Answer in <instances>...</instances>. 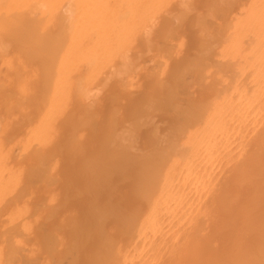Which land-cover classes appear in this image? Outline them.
<instances>
[{"label": "bare ground", "instance_id": "1", "mask_svg": "<svg viewBox=\"0 0 264 264\" xmlns=\"http://www.w3.org/2000/svg\"><path fill=\"white\" fill-rule=\"evenodd\" d=\"M168 1H170V0H0V56H2V57H0V59H5V58L8 59L9 56L11 58V54L9 52L8 53L10 55L8 54L9 56L8 55L5 56V54H7L6 50H10V48H12L11 50L13 52L14 51L18 52V50L20 48L22 50H19L20 54L17 57V59L20 58L21 55L23 56V55L27 54L25 56L26 57L28 56L32 60L31 59L30 60L27 59L28 57L27 58L24 57V58H25V60L27 59V61H29V62L32 61L31 63L28 62L30 65L31 64L32 65L35 64L36 61H37V63H40L41 61L44 60L46 62L45 63L43 61L44 64H46V66H49V65H47L48 61H46V59L52 61V62H50L51 63V65L49 66L50 69H48L47 67H43V66H45L43 63H42V66H40V68L34 69V71L35 70H40L41 71L43 69L45 72L48 69L49 71L47 70V72H51V74L50 73H45L47 75V76L45 75V78L49 77V75H50V78L49 79L47 78L48 79V83L47 82L45 83V81L44 82L42 81V80H47V79H44V77L41 80L43 82V84L44 83H45V85L47 84L46 87H41L42 91L43 92H44V90L46 91V88H47V91H46V93H44V95L46 94L45 96H43V92L41 91L42 92L41 96H42V98L43 97L44 98H43V100L40 103V106L38 108V112L36 111L37 115L34 114L36 117L34 116L33 119L31 118V120H30V118H28V117H30V115H29L30 112L28 113V111H30V110H28L30 107H28V109L26 108L28 111L26 110L25 113H24V109H25V106L27 105V103H25L26 105L25 104L22 105L26 101L30 104V101H29L30 100L29 99L30 96H28L29 98L25 99L26 101L23 99L25 97V95H27V92H28V91H26V89L28 88L27 86L31 84V83H29V84L27 83V82H29L30 78L29 79H24V80L22 79L23 75L26 74L25 69L27 70V68H29L28 64H26V62H24L26 64L25 66H27V68L25 67V69H24L25 72L24 73L19 74L21 78L20 79L17 78V79H19V81L21 80L20 82H22V80L24 81V83L23 82L22 83H18L17 82L20 85V88H18L19 90L17 89L19 91V93L20 92H22V93L26 92V94L23 93L24 97L21 98V94L22 93H20V94L17 93V90L15 91V93L12 92V91H14V89L11 91L12 92L11 94L10 93L8 94V92H10L9 89H7L8 91L5 89L7 93L3 92L4 88L2 89V87L5 84L2 85L4 81L0 80L1 81L0 84L2 85V86L0 85V90H1L0 91V96L6 95V96H2V98H5V100H6V97H7V101H8V99L10 101V102H7V101L2 99L3 102H4L3 103L4 104V110H7V112L4 111L3 113L4 114L7 113L6 114V118L7 119L5 120V118L4 119L2 118L0 120V123H2L1 121L7 122V126L9 128L11 126V128H12L13 125H11V124L14 122V119H16L18 117L13 118V121H12L11 118H10V117H13V116H10L11 113L14 114L16 112V114H17V111L19 110L18 111L19 113L16 116L20 115V117H21V114H22L21 112H23L24 117H25V114H27V113L29 115L27 117L28 121H29V124L27 126L28 128H26V132H25L24 138L20 142L16 140L17 144L15 142H13V141H15V139H14L15 137H13L14 140L11 139V138H8V140H7L5 137H3V136H7L6 132L9 133V136H10V133H11L10 131H8V129H9L8 127L7 128L5 127L7 130H5V128H3V125L6 126V123L5 124L3 123V124L0 125V127L5 130V132H3L4 130L0 129V134H1L0 138L2 137V141L0 140V203L1 204L4 201V198H6L7 195L12 193L11 191L15 187H17L16 185L18 184L19 179H20L19 178L20 177L19 176L20 175L19 174V170H20L19 167L21 166L20 163H19V167L17 168L19 170L15 169L14 166H15L16 163L14 162L13 167H11V165L13 164V160L11 162L9 158H11V155H16V154L9 153L10 151L12 152L13 149L11 148L12 150L11 149L9 150L8 148H10V146L7 147L8 145L5 146V145L2 144V142L5 141L6 144L7 143L9 144V143L12 142L13 145L15 144L16 146L18 145V142L22 143L23 145L21 144V146H23V148H20L18 150H20V151L22 150L23 153L26 152L25 149H28L27 147L31 148L32 146H35V145L38 147V149L36 147H33L34 148L33 150L36 151L35 153H37L36 154L37 156L31 157V158H33L35 160V158L40 155L38 157V159L39 158H41V159L40 160L36 159V160H38L39 163L35 160V163L37 165H39L38 168L36 169V164H34L35 167L30 165L31 168H30L29 165H28L29 168L26 165V167L28 168L27 172H29V169H30V171H32L31 169L34 167L33 168L34 172H32V173L30 172L31 175L33 174V176H30V174L27 173L26 171H25L26 173H24V171L22 172L20 170V172H22L25 175L24 176L21 173L23 178H24V180H27V181H25L26 184H29V185L25 186L24 182L21 184V181L23 180L22 176H21L22 180L20 179L21 181H20V184H18V185H23L22 188H25V190L24 189H22V190L24 192V191L30 190L29 189V188H31L30 184L31 185L32 184L33 185H35V184H43V181H46V179L48 178V176L45 173V170L47 169V165H48L47 162H49V161H46L48 159V158H46V157H48V154H45L46 153V149L42 150L43 148H46V147L41 148V146L44 145V143L46 141H47L46 143H48V141H50V144H51V140L53 139L52 137L54 136V133H55V127H53L52 124H55V126H56L57 124H59L61 122V121L58 122V120H60V117L61 118L64 117L65 113H63V112H65V111L64 110L62 111V109H64L65 106H66V103H65V101L67 102L66 99L71 98V100L69 99V102H67V105L69 106L70 104H72V102H70V101H74L75 99L79 98V97H77L78 94H79V96L81 95L83 97H84L85 94L87 95L88 92L85 93L84 90L86 88L88 89V87H90L89 84H88L89 86L87 85L86 81L82 80L83 78L80 79V77L77 76V73L79 72L78 70L80 68H82L81 65L83 64L82 65L83 67H85V65H86V71L85 72L88 71L87 72L88 74L90 73V75H91L92 72H95V73L92 74V75L95 74L93 76V78H91L90 75H87L86 78H85V76L83 74L84 80H88V83H89V80L97 79V80H94V81L98 82V79L100 80L101 79L100 77L105 75L103 73L108 71L107 70V71L103 72L102 73L103 75L101 76L100 75L101 74L100 71L104 70V69H101V68H104L103 66H106V64H107V66L111 65V67H113L112 66L113 61L114 62L117 61L119 55H120V57L122 56L121 54H119L121 52L120 50H119L120 52L118 53V49H122L124 47L122 49V51L125 49L124 52H123L124 54L122 53L123 54L122 57H124V58L121 57L119 60L120 61L124 60L125 62L127 61L126 65L128 64L127 66H129V67H126L123 61H122L123 62V64H122V62L120 63V61L118 60V64L119 65L121 64L120 65L121 67L119 65H117L116 62H115L116 64L113 63L114 66L117 65V66L120 67V68L118 67V69L116 67H113V69H115V70L117 69L116 73H118L120 70L124 69L123 70L124 74L120 75L121 74L120 72H122V71H120L118 75H120L121 77L116 76L117 74L115 72H113L115 70H113L112 68H111L112 70H110V67H108L109 68L108 72H110L109 74H111V76H112V72H113V76L111 78L114 77L115 79H117V80H115V82L117 81V84H119L120 86H122L121 84H123V83L126 84V85L123 84V86L125 85L123 88L121 87V89H123L122 90V92H123L125 87L127 86V83L124 80H120L121 82L123 81V83H120L119 79L120 78L123 79V75H125V73H127L126 71H128V73H129V70L133 69V67H134L133 64H135V68H136V66L138 67L137 63H135V62L139 61L137 59H136L137 61L136 60L134 61L131 58V56L129 55L130 52H131L130 46H128L129 49L127 50L126 47H125V46H127L126 43H130V42H128L129 38H131L130 36L131 35L134 36L135 34H137L135 32H137V30H139V29L140 30L144 29V31H146V29H147V33H148V31L151 32V30H148V28L150 29V27L154 26V27H152V29H155V27H156L155 25H157V23H159V22L156 21L157 19H154V18H157V16L155 17V15L157 14V12L161 11L160 8L163 7V5L165 7H166L167 4L171 5L170 3H167ZM172 1L173 0H171L170 2L175 4V2L177 3V1L180 2L182 0H176V1H173V2ZM186 1H187L186 3H188L189 0H186ZM213 1H212V4H213L212 7L210 5H208V6H210V7H208L209 9L213 8V6H214V10L211 9L210 11H219V10H221L222 12L219 11V13L221 12V13L226 14V15L223 14L225 16V19H226V20H224V17H223V21H225V22H227L229 24L230 21H227V19H228V16L230 17L231 15L228 14V12H229L228 10L226 11V6H223L224 4L221 1L222 6L219 9L220 4H215L214 5V3L215 2L219 3L220 1L216 0V1H214V3H213ZM233 1L235 2V0H233ZM113 2H114V4H113ZM246 2H248V4L246 6H245V4L242 5V4L238 3V4L242 5L245 8H244V10H242V9L240 10L241 13L239 15L237 14V13H239L238 12L239 10L237 11V13L235 12L237 17H234L235 19H234V21L231 24H229L230 25L229 27L226 24L227 25V29L224 28V27H226V25L223 24L222 20L221 21L219 20V23L222 22V24L224 26H221L222 24L220 25L218 23V21H217V24H219V26L216 24L217 27L216 26H214V27H216L218 31H219V27L222 30L225 29V30H223L221 32L217 31V33H219V35L217 34L218 36L214 33V31L216 29L215 28L214 29L210 28V27L213 26L212 23L213 22L216 23V21L213 20L212 23L211 22L209 23L212 26H208L209 20H208V22L206 20L207 19L206 17H208V16H209L208 18L211 19V17H213L212 15L215 16L212 19H216L217 13L212 12V14H211V13H209L210 11H208V9L207 10L204 9L205 11H208V13L205 12L204 15L203 14L200 15L201 16L200 18H199V16H197V19H198L197 22L200 23L201 20H199V19L204 17V19L203 18L202 19L205 20L206 25L204 23H202L203 20H202V22L200 24H203V26L205 25L206 27L204 26L205 27V28L203 27L204 29H202V28L199 29L200 26H202V25H200V26L198 25L199 26V28H198L199 30L198 29L196 30L197 27L195 26L196 27L195 28L196 32H198L200 30L205 31V32L200 31L199 34H198L199 36H201L200 34H202L201 39L198 37V39L201 40L200 41L201 43L197 46L198 48H201V49H199L200 51L198 50V52L199 53L202 52V55H200V54H198V56L196 55L197 58L199 57L198 59L196 57H195L196 59L194 57H192L195 60L190 58L191 59L190 61H188V62L185 61V62H187V66H186V64L184 62L185 65L182 64L183 67H178L175 70L178 73L177 78H176V75H175L176 74L175 71L173 72V73H175L174 74L175 76H173V77L176 78V80L179 79V82H182V84L179 85V84H177L178 82L173 81L174 80L173 78H172V80H171V78L170 79L168 78L169 81L171 80L170 83H168V84H171V82L173 81L174 83L176 82L175 84H177L178 87L180 86L181 88H184L186 86L185 89L188 90V91L186 90V92L189 94L190 93L189 92L190 91L189 87L192 86V88H193V86L195 84H196L195 86H197V87L200 84H206L207 83L206 80L208 81L212 77V80L211 79L210 80L213 81V82H211L209 80V84L211 85V83H213V86H211L209 88L208 87L209 84H206L204 86L202 85V87H200L201 85L198 87V89L202 88L201 89L202 91L206 88V90L209 92L208 95H210V98L207 100V102L203 101L205 103L201 102L200 103L201 105L195 106V105H193L194 104L193 103L194 102L193 101L194 97H193L192 98V101H193L192 104H190L191 102L187 101V102H189V103H187L188 104L187 105L185 102H186V100H190V99L188 98L189 97L188 94H187V97L184 96V95H186L185 89H183V90L178 89V87L175 84H173V85H175V87L167 89V87L165 88V86H163L166 83H163V85H161L162 83L160 84V82H162V81H160V78L157 77L159 79V81L157 80L159 85L163 86V87H161L162 91L159 90V92H161V94H162V92H164V93H166V91L168 92V93H166L167 95H165L163 93L165 96L162 94L165 98H163V96L161 94H158L159 100H158V97H157V99H155L156 96H155V98H154V96L153 97L151 96V99H149L151 103L149 102V100H147L148 102L146 101L150 105L149 104H144V109L143 110L141 109V108H143L141 106L140 109H139L141 111H138L139 113L137 112L136 113L137 115L135 114L136 118H135V116L133 114L134 122L130 121L132 123H129V126L126 125L127 127H129L127 130L124 127V129H123L124 133H123L122 130H121L122 132H120V131H118L116 129L117 127H114L116 125V121H114V117H113V120L112 119L109 120L110 122L114 121L112 123H114L115 125L111 123L112 126H110V129L114 128L115 131L112 129L111 131H112L113 135L109 134L108 138H110V136H112L111 140H113L115 137L120 138V136H118V135L124 134L123 136L121 135L122 136L121 138L124 137V139H125L126 137H128L130 139H128L127 141L125 140V142H124L123 139L118 140V138H117V140H115L116 139L115 138L114 142L112 141L113 144H111L110 142H108V141H111V140H109V139L107 140L105 138L106 141L103 140V142H101V143H104V144L105 143L108 144V146H105V147L103 146L104 148H107V150L104 149V153L103 152L102 153L105 154V152L108 151L109 153L106 152L105 156L108 155L109 157H108V159L102 160V159L99 158L100 156L101 157L103 156V154L101 153V155L99 154L98 157L95 156L98 159L93 158V159L97 160V162L96 161L92 162L94 160H92V161L90 160L91 162L87 160V163L89 164V165L86 164V166L89 167L87 174H89V173L92 174V176H90V175L89 176L91 178H93L94 180L91 181L90 177H89L90 179L86 178V180L90 181V183H89V181H86V184L88 183L87 184L88 185L87 189L90 186L89 190L86 193H88L89 191L92 190L91 186L98 187V185L96 184V183H98V180L95 179L96 177H99L98 175L103 174L102 176L99 177V178L102 177V180H105L104 178L108 179L110 177H112L111 178V180H112L114 177H119V176H120V179H121L122 175L125 176V171H126V174H127V172H128L127 170L131 169L134 172V174H132L133 172L131 173L132 175H134V176L131 175L132 176L131 179L134 178V180H135V182L133 181L134 186H135L134 194L136 193L135 194L137 196L136 199L137 200L139 199L138 201L140 203L145 204L146 208L144 207L145 209L141 211L142 206H140L141 209L139 207H137L138 210H133L132 214L129 217L121 215L122 213L120 214V216H118L121 219L120 222L117 225L118 229L116 228L117 231H118V233H117L118 234L117 235L118 238H116L114 240L113 239L111 240V237L109 238V237L106 236L105 239L107 241L105 239L102 240V242H104V243H102V248H99L98 250L96 249L94 251L96 253V255H94V256H97V258H98L97 253L98 254L102 253L101 254V260L99 259L100 260L99 264H166V263H173L174 261H177L179 258L181 259L182 257L183 258H188L187 255L189 253H190V255L192 253V255L189 256L190 260H189V258H188V260L185 259V262L187 260V261H190L191 264H192V262H191L192 261V259H191L192 256H193L192 258L194 260L193 263L195 262L196 264L197 263L198 264H264V174H263V172H264V168H263L264 167V162H263V159L260 160V158H259V156H261V158H262V155H263V152H264V0H246ZM246 2L244 1V3H246ZM182 3L184 4L185 2L182 1ZM182 3H180V4L178 3V4L180 6H182ZM186 3L184 4V6H186ZM210 3H211V0H210ZM236 3L237 2H235V5H233L234 7H236ZM65 4H66L67 8L70 11L68 9H66V11L63 9L64 7H66ZM218 5H219V7H217L216 10H215V7L218 6ZM184 6L181 7L183 11H184V9H183ZM187 6H189V5H187ZM167 7H169V6H167ZM190 7H192L191 3H190ZM61 8L65 11L64 13H63ZM119 8H120V11H119ZM121 8H124V9H121ZM188 8L189 7H187V9ZM222 8H224V9H222ZM187 9L185 10L186 13H187V11L189 12V9L188 10ZM227 9H228V7H227ZM164 10H166V9L164 8ZM194 10H196V9H194ZM235 10H237V9H235ZM61 13H63V15L66 17L65 18L66 20L64 19L65 21L62 19V18H64V16ZM161 13H162V11H161ZM182 13H179V15H181L180 18L184 17L182 15ZM199 13H201V12H199ZM235 13L233 14V16L235 15ZM65 14L69 15L68 18H67V16ZM183 14H185V12ZM187 14H185V15L187 16ZM206 14H211V16L210 15L206 16ZM227 14H228V16H227ZM162 15L168 16L167 13L166 14L163 13ZM179 15L175 16L174 18L178 19ZM219 15H221V14H218V16H217L218 19L219 18L222 19L221 16H219ZM159 16H161V14ZM159 16H158V18H159ZM153 19L156 22L155 24L152 23ZM170 19L172 20L171 17H170ZM184 19L186 20V17ZM177 21H179V19ZM65 22H67V23H65ZM149 22H151L150 24L151 25L153 24V25L150 26L148 24ZM59 24L61 25L60 27H59ZM147 24L149 26H147ZM55 25H58V27L60 29L56 28L57 29V33H53L52 34V32H50V29H52V27L55 26ZM170 25H171V23H170ZM58 29H59V32H58ZM207 29H208V32H210L211 29H212L211 32H212V34H215L214 35L215 37H213L212 34H210L211 32L210 33L206 32ZM140 30H139L138 34L136 35L138 37H139ZM169 30L172 31L173 28L171 27V29H169ZM33 31H35V33ZM53 31H54V29H53ZM161 31H163V30H161ZM166 31H168V30H166ZM224 31H226V33ZM168 32H169L170 35L174 34L173 32H170V31H168ZM204 33H205V35L207 33H208V35L210 34L208 37L212 36L213 39L212 38L210 39V41L212 42V45H216V44H218L217 42H221L220 45L219 44L217 45V49L215 48V46H211L210 47L204 42V40L207 37V36L204 35ZM221 33L224 34L223 35L224 37H222L223 40H220L221 39L220 38L219 39L220 41H219L217 37H219ZM144 34H146V33H144ZM144 34L143 33L141 34L142 37L144 36ZM150 34H152V32ZM150 34L148 35L149 41L151 39L150 38L151 37ZM138 37L136 38L137 41L135 40L136 42L134 41L133 38H131L130 40L133 39V41H131V43L135 42L134 44H137L139 42L138 41ZM37 38L38 39L40 38V40L43 38V39H46V41L43 40V42H42V40H41L40 41L41 43H40V42H38L39 41L38 40L37 41L38 43L36 42L37 43L36 44L34 41H36ZM139 38H141V37H139ZM146 38H147V35H146ZM216 38H217V40H216ZM198 39H197V41H199ZM214 39L217 42L216 41L213 42ZM7 40L11 41V43H15V45H13V44H11L9 42H6ZM47 40H48V42H47ZM50 40H51L52 43L51 42L49 43ZM44 41L47 42V44L48 43L51 44V45L48 44V46H51V47H48V48L46 47L45 48V46H47V45L45 43V46H44ZM143 41L145 42V40H143ZM147 41H146V43L148 44ZM169 41H171L170 42L171 44H173V42H174V41L172 42L171 38H169ZM169 41H168V43H169ZM207 42H209V39H208ZM8 43H9L10 47H8ZM33 43H35V44L32 45ZM39 43H40L41 46H44V48L46 50L43 47H39L40 46ZM131 43L128 44V45H132ZM149 43H150V47H149V45H147L149 47V50H148L149 54L150 53H154L153 50H154L155 47H151V44H153V41H152V43L151 42H149ZM164 43L162 45L159 43L160 44L159 45V49L163 50V52L166 53L165 54L166 56H169V53L167 55V52H168L167 49H163L165 47V45H167L168 43L166 42L165 45H164ZM210 43H208V44H210ZM140 44H142V43H140ZM171 44L169 46L170 50L172 48ZM11 45H13V47ZM36 45H38L37 46L38 48L36 47L37 50L35 48ZM181 45L182 44L179 43L180 47H182ZM15 46H17L19 48H15L16 50L15 49L13 50V48ZM31 46L33 48H35L34 49L35 51L31 48ZM152 46H154V44ZM156 46H158V45L156 44ZM160 46L162 48H160ZM175 46H176V43H175V45L173 47L175 48ZM145 47H144V49H145ZM148 47H146V48H148ZM212 47H214V49H216V50H214ZM7 48H9V49H7ZM30 48H31L32 51L29 50ZM165 48H167V46ZM177 48L174 49L175 52H178ZM211 49H212V52H214V54H216L215 56L211 52ZM11 50H10V52H11ZM116 50H117V52H116ZM155 50H156L155 52H157L156 48H155ZM28 51L29 52H33L34 51L35 55H32L33 53H31V55L33 57H30V55H28L29 54ZM128 51H130V52H128ZM174 51H171V52L169 51V52H170V54L173 53L175 55ZM196 51H197V49H196ZM215 51H216V53H215ZM23 52H24V54H23ZM114 52L118 53L117 54L118 57L115 55ZM125 52L129 53L128 54L129 57L125 58V56H127V53H125ZM158 52H159V50H158ZM46 53H48V54H46ZM41 54L45 55L46 58L45 57L42 58V56H41V59H43V60L40 61L39 59H40V55ZM143 54H144L143 61H145L146 56L149 55V54H147V55H145V53H143ZM154 54H155L154 56H156L158 53L157 54L154 53ZM159 54H160V52H159ZM47 55H48V57L50 59L47 58ZM112 55H115V58H117V60L113 59V61L111 63L109 61H111V59L114 58V56H112ZM174 55H172V56L175 57ZM176 55H178V54L176 53ZM211 55H212V60L210 59ZM13 56L14 55L12 54V57ZM149 56L154 57V56H152V54L149 55ZM213 56L215 57L214 58L215 60H213ZM38 57H39V59H38L39 61L38 60L35 61V59H37ZM141 57L143 58V56H141ZM156 57H155V60L157 59L159 64L156 66L154 64H156L158 62L155 63V60H153L154 62L151 61V63H154V64L151 65L154 68V71L153 70L152 71H153V73L154 72L156 73L155 68H157V67L159 68L160 67V69H158V70H160L159 72H158L157 69L156 70H157L158 74L161 75V74H163L165 72L164 68L166 67L165 69H167V70H168V68H167V65H165L166 64L165 60H164L165 62L163 61L164 63L160 62L162 60V58L164 59V57H162L161 55H158V57L161 60L160 59L158 60V57L157 58ZM173 57H171L170 60H173L174 59ZM188 57H190V56H188ZM109 58H111V59H109ZM129 58L132 59L131 63H133V61H134V63L131 65V67H130V62H129L131 59H129ZM137 58H139V57H137ZM169 58L167 57L165 59H169ZM14 59H15V56H14ZM150 59L148 61H150ZM13 60H10L11 62H9L10 63L9 66H7L8 65L7 63H5L6 59H5V61L4 60H0L1 64L4 61L2 66L5 67V70H6V66H7V69L9 67V69H8L9 72L8 73H10V74H11V72L13 73L14 71H18L17 69H19V67L17 69H15V70H14V68H12V71H10L11 70L10 66L15 67L16 60H14L15 62ZM192 60L195 61V62L191 63ZM8 61L9 60H7V62ZM12 61L14 62V65L13 64L11 65ZM108 62H109V64H108ZM208 62H211L210 63L211 65ZM104 63H106V64L104 65ZM17 64H18V62H17ZM20 64L21 63H19L18 65H20ZM40 64H38V67H39ZM143 64H144V67H145L146 63L143 62ZM122 65H123V67H122ZM148 65H149V63H148ZM168 65H169V63H168ZM21 66H20V69L23 68V66H22V68H21ZM77 66H78V69L76 68ZM124 66H125V68H124ZM151 66H148L150 68H148V67L146 68L147 71L145 70L146 73L149 74V75H150L151 72H149L148 69L151 70ZM188 66H190V67H188ZM41 67H42V69H41ZM90 67L92 68V70L90 69ZM140 67H142V65ZM140 67H138L140 70L144 68V67L143 68H140ZM161 67L162 68L164 67L163 71L161 70ZM186 67H188L187 68L188 71L186 69H184V70L182 69V68H186ZM35 68H36V66H35ZM44 68H47V69L45 70ZM74 68H76V70L78 72H76V70ZM87 68H89V69L87 70ZM128 68H130V69H128ZM138 68H136V69H138ZM73 69L76 72L74 74L76 75V77H78V80L79 79H80V81L82 80L83 81L82 84H84V82H86L85 85L87 87L85 85H83V87L85 86V89H83V90H81V88H83V87L81 85H79V81L78 80H77L78 81V83H77L78 85L76 83H74V84L77 85L76 87H79V88L81 87L80 88L81 92L80 91H76L75 87L72 90H70L71 89V84H73V83L70 82L69 78L71 76L68 77V75H69L70 72L73 73ZM97 69H99V70H97ZM125 69H127V70L125 71ZM136 69H134V71L130 70L131 73H129V75L131 74L130 75L131 77L133 75L132 72L135 73ZM139 69L137 71H139ZM144 69H143V71H144ZM178 69H181L182 71L181 70L180 71L182 73L179 72ZM8 70H6V71H8ZM29 70H27V72H29ZM80 70H83V69H80ZM96 70L99 71V72H97V74L100 73L99 74L100 77L98 76V78L95 77L96 76ZM31 71H32V69H31ZM83 71H80V72L83 73ZM143 71L141 70L142 73H143ZM161 71L163 73H160ZM183 71H187L188 75L183 73ZM40 73L41 72H39V74ZM155 73L154 74L151 73V75H153L152 77H154ZM191 73L197 74L199 76V78L197 77V75L196 76L195 75L194 76H190L189 74H191ZM39 74H37V76ZM43 74H41V75L43 76ZM109 74H108V76L110 77ZM28 75H30V73H28ZM28 75H27V77H28ZM78 75H80V74H78ZM138 75H139V73H138ZM164 75H165V73L163 74V76ZM169 75H171V74H169ZM179 75H181V76L179 77ZM32 76H35V78H37L36 75L32 74ZM88 76H89V78H88ZM108 76H106V78H105V80H107V81L109 80L107 78ZM145 76L147 77V75H145ZM155 76H157V73H156ZM186 76H190L189 78L190 79L193 78V79L191 80L192 82L190 81V83H189V78L187 77L188 80H186V84L184 85L185 82L183 83L182 79L186 78ZM209 76H210V78H209ZM133 77H134V75H133ZM152 77H151V79H152ZM194 77H195V79H194ZM1 78L2 77L0 76V79ZM5 78H6V76H5ZM9 78H10V76H9ZM9 78L7 77V79H9ZM35 78H33V79H35ZM71 78L73 79V77H71ZM111 78H110V81L108 83H110L111 81L114 80V78H113V80ZM129 78L130 77H128V81L130 80ZM141 78H142V76H141ZM197 78L199 80L201 78V81L199 82V80ZM206 78H208V79H206ZM7 79H5V80H6V83L7 82L9 83V85L8 84H6V85H8L7 87H9L12 82H10ZM76 79H73V80L75 82H77ZM103 79H104V77H103ZM124 79H126V81H127V78L124 77ZM133 79L131 78L130 81H132ZM144 79H146V78H144ZM148 79L151 80L150 78H148ZM164 79H166V78H164ZM105 80H104V83H103V85L104 84L105 85L104 86H98L99 87L98 90H97L96 87L92 88L93 87L92 85L95 84V82L93 81L94 82L93 83V82L90 81L91 86H92L91 89H93V90L96 89V91H94V92H96V96H97V93L100 90V87L101 88L105 87V86L108 87V84H106L107 81L105 82ZM161 80H162V78H161ZM195 80H198V81L195 82ZM204 80H205V83L202 82ZM11 81H15V78L13 80H11ZM101 81H102V79H101ZM101 81H99V82H101ZM154 81L157 82L156 78L154 80L152 79L151 82H154ZM165 81L166 80H163V82H165ZM36 82H37V80H36ZM133 82H134V80L131 82V84ZM155 82L153 84H156ZM193 82H195V83H193ZM25 83H27L28 85L25 84ZM158 83H157V85H158ZM14 84L15 83L13 82V85ZM18 84H17V86H19ZM21 84H22V86H21ZM43 84H41V85H43ZM128 84H130V83H128ZM32 85H33V82H32ZM32 85H30L29 87L31 88ZM133 85H136V84H132L131 85L132 89L135 88V86L133 88ZM159 85L156 86V90L158 89V87L160 89ZM73 86H75V85H73ZM131 86L127 87L128 89H125L126 93L129 92V89L131 90ZM206 86L208 87V89H207ZM30 88H28L27 90H30ZM162 88H164V90ZM102 89L107 90V88H102ZM136 89H139V88L137 87ZM210 89H211V91H209ZM206 90H204V92H206ZM30 91L32 92V88H31ZM30 91H29V93H30ZM88 91H89V93L93 92L92 90H88ZM181 91L182 92L184 91L185 94L184 93L181 94ZM192 91H194V90L192 89ZM198 91L200 92V90H198ZM72 92L74 93L73 94L74 96H75V94L77 92V94H76L77 96H75L77 98H74V96H72V94H71ZM131 92H132V90L130 91V93ZM211 92H212V95L210 94ZM16 93L18 94L17 98L15 97ZM68 93L71 94V95H70V97L66 98V96H69ZM135 93H137V92H135ZM37 94H39V93H37ZM180 94H181L182 98L184 97L183 99H185V97L188 98V99L183 101V99L180 98ZM9 95H11V96H9ZM124 95H127V94H124ZM191 95L192 94H190V98H191ZM8 96H9V98H8ZM18 96L20 97L19 102L17 100H15V99H19ZM92 96H91V98H92ZM134 96L135 95H133L132 97H134ZM160 96H162L163 100H160L161 99ZM178 96H179V98H178ZM37 97L39 98V96H37ZM88 97H86V98H88ZM145 97H147V96H145ZM10 98L12 100L14 99V102L16 101L18 103L15 102L16 103L15 104L13 101H12L13 103H11ZM86 98L84 97V102H86L85 101ZM93 98L95 99V96ZM116 98L115 97L113 98V101H112V103L114 102L113 105H116V102H117ZM147 98H149V97H147ZM21 99L24 100V101L21 102L22 101ZM152 99L154 100L155 103H152L153 102ZM177 99H178L179 103L180 102L181 103L184 102V103H182L183 106L181 105V103L179 104L177 102ZM79 100L81 101V97H80V99H78V103H79ZM144 100H146V99H144ZM32 101H31V103H32ZM82 101L79 103V104L82 103L81 105H79L78 103L77 104L79 106H82L83 103H84ZM87 101H89V103L87 105H90L91 107L94 106V105L92 106V103H90L91 100H87ZM20 102H21V104H20ZM75 102H76V100H75ZM91 102H93V104H96L93 100ZM5 103H7V104L10 103L9 105H7L8 108L7 107L5 108V105H6ZM68 103H70V104H68ZM77 104H76V106H78ZM84 104L86 105V103H84ZM97 104L95 106H97ZM195 104H198V103H195ZM113 105L111 106L112 108L114 107ZM184 105L186 106V108H188V109L190 108L191 111H189V110L185 111V109H184L185 106ZM0 106H1V100H0ZM71 106H69L67 112H69ZM189 106H191V107H189ZM2 107H3V105H2ZM91 107H89V106L87 107L86 106V108H85V106H84L83 108H85V109H81L80 107H77V109L80 108L79 111H81V110H85L86 111L87 108L89 110V108H91ZM65 109H67V108H65ZM77 109H75V110L79 113V111ZM11 110H13L14 112L10 113ZM90 110H92V108ZM90 110H89V113L92 112ZM162 110L164 112H160ZM32 111H33V109H32ZM61 111H62V113H61ZM113 111H114L113 114H116L115 113V109L112 110V112ZM154 111H155V113H154ZM158 111H159V114L162 113L164 115H165L166 112H168V116H167V114L165 115V117H169L168 119L173 118L175 120V118L173 116L174 115L179 116L180 117L179 119L177 117L176 118L182 122V123L180 122V124H175V123H179L178 121H176L177 119L175 121H173V119L171 121V119H170V121L172 123L175 122L174 123L175 126H174V125H172V123L170 121H169V124H167L168 120L166 121L167 122L166 125H168L166 128H168V127L171 128L170 125H172L174 127L172 128L171 133L168 132L171 129L169 130V129L165 128L163 130L162 128H164V127H162L161 128L162 129L161 130L162 131L161 134L163 133V135L165 136L166 133L164 134V131L166 130L165 132H168V135H169V133L170 134H172V133L176 134V138L179 137V139H176V138H174L173 136L170 135V137L174 138V139L170 138V139H167L168 140L167 141L165 139H166V137L168 135H166L164 140L167 141V143H166L167 145H166L165 148H163V150H160V151H158L159 150L158 147H159V145L161 143L160 142H159L160 144L159 143L156 144V143L159 141V139H163L162 138L163 136L162 135L159 136V138L157 140L156 139L157 136L155 135L156 134L155 131L158 129V127L160 125H158L156 123L158 125V127L156 126L157 129H154L155 131H151V130H153L152 127H155V125L153 124V123H155V122H153L155 119H153V117H155V115L158 114L157 113ZM86 112L88 113V111H86ZM86 112L84 113V111H82V113L84 115L83 114L81 115V113H79V115H81L82 117L85 116V118L84 117L81 118V116H79V115L78 116L80 118L76 117V115L78 113L75 112V115H74L73 114L74 112H72L71 114H73V115L69 114V115H67L66 119L65 118H63V119L66 120V122H68L67 121V119L69 118L68 116H70L69 121H71L70 120L71 118L74 119V117L78 118L79 120L82 119V121H80V123H79L78 119H74V120H78V124H80V125H78V126H80V127H78V130H79V128L83 129L82 125H81L82 123L85 124V122L89 121V125L90 126L87 125V127H89V129H92L94 126L96 127L97 125H95L93 121H92L93 124L91 125L90 119H92L93 117L90 116L91 118L89 119L88 118L89 117V113L86 114ZM94 112L96 113V110L93 111V113H92L93 116L95 114ZM59 113H61V114H59ZM62 114H64V115H62ZM85 114L88 115V116H86ZM152 114H154V115H152ZM164 115H163L162 118H164ZM3 116H5V115H3ZM56 116H59L58 117L59 119H56ZM137 116H139V118H137ZM148 116H150V118L153 116L151 118L153 120L151 121L148 118ZM181 116H183V117L181 118ZM95 117H97V116H94V118ZM156 117H158V116H156ZM8 118L11 120L12 123L11 122L8 123V121H9ZM27 118H26V121H27ZM97 118H96V120H97ZM159 118H161V117H159ZM83 119L84 120L86 119L85 122H84ZM115 119H116V117H115ZM64 120H62V121H64ZM148 120L151 121L152 123L149 124ZM24 121H25V119H24ZM94 121H95V119H94ZM56 122H58V123H56ZM66 122L65 121L61 122V123H63V124H61V126L67 125ZM110 122H109V124H110ZM25 123L24 122L23 123H19L20 125L18 124V125H16V127L18 128L19 126H21L22 124H25ZM95 123H96V121H95ZM9 124H10V126H9ZM73 125H75V124H73ZM144 125L145 126L148 125V127H150L151 130H147V132L148 131L150 132L149 135H151V134L153 135L154 134L153 138L156 137L154 139H155V141L156 140L157 141L155 142L151 138V142L153 141V143L151 145V150H154V148H152V146L154 144H155L154 147L156 146L155 150L151 151V153H148V150H146L147 152L145 151L144 153H148V154H146V155L144 154L143 155V153H141V155L139 156L140 150L137 149V151H135V149L137 147H135L134 144H136L135 142H137V139L140 136L139 134L141 133V132H139V133H136V132L140 131V129H141L140 127L141 126L144 128ZM152 125H154V126H152ZM22 126H24V125H22ZM22 126H21V128H22ZM67 126H70V129H72V125L71 124L69 125V122H68ZM75 126L74 127L77 128V124ZM13 127H14V129H17V128H15V124H14ZM51 127H52V130H54L52 132L53 134L50 133ZM84 127L86 128V124H85ZM11 128L9 130L13 129V128L12 129ZM24 128H25V126H24ZM145 128L147 129V127H145ZM87 129H85V130H87ZM75 130L73 131V133H76V134L72 135L73 133L72 134L70 133V135H72V137L74 136L76 138L77 132L79 133L81 131L80 130L79 131L78 130L75 131ZM95 130H96V128H95ZM136 130H138V131H136ZM159 130H157V131H159ZM113 131H114V133L117 131L118 135H115L116 133L114 134ZM144 131H145V129H143V134H144ZM93 132L94 131H92V133ZM125 132L129 133V135L126 136L127 133H125ZM5 133H6V135H5ZM49 133L52 136L49 135ZM114 135H115V137H114ZM137 135H139V136H137ZM157 135H159V134H157ZM136 136H137V139H135ZM72 137L70 136V138H72ZM77 137L80 138V136H77ZM4 138L7 141L6 140L3 141ZM63 138L65 139V137H63ZM70 138H68V139H70ZM132 138L134 139V141H131V140H133ZM9 139H11V141ZM48 139H51V140H48ZM18 140H19V138H18ZM70 140H67V144L70 147L67 144H65V143L64 144L67 145L70 150H72L71 147L73 148V145H75V148L73 149L75 151V149L78 148V147H76V144H78V143H75V142L72 141L73 144H72V142L70 144L69 143ZM78 140H77V142H78ZM129 140L132 143L129 142ZM164 140H161V142L164 141ZM53 141H55V140H53ZM118 141H119V143H118ZM126 142H127V144H126ZM11 144H9V145H11ZM79 144H80V148H82L80 142H79ZM150 144L151 143H149V146H150ZM54 145H56V144H54ZM16 146H14V147H16ZM19 146H20V144H19ZM19 146H18V148H19ZM56 146H58V145H56ZM136 146H137V144H136ZM160 146L163 147L162 144ZM63 147L65 148L64 145H63ZM161 147H160V149H162ZM35 148H36V150H35ZM39 148H41V149H39ZM56 148H58V149L54 148L55 150L53 149L52 152H51V153L54 152V158H55L56 151L61 149V147H60V149H59V147H56ZM80 148L78 150H80ZM156 148H157V150H156ZM5 149H7L8 152ZM16 149H17V147H16ZM83 149H85V148H83ZM33 150L31 149L30 150L31 153L29 152L31 154V156L34 154ZM37 150H39V151L42 150L43 152L38 154L39 151H37ZM28 151H29V149H28ZM74 151H73V153H74ZM110 151L111 152L112 151L115 152L116 155H114L115 156L114 159H113V157H110V154L113 156V153H111ZM136 152H138V153H136ZM261 152H262V154H261ZM23 153L21 152L19 154H21V156H22ZM42 153H44V154H42ZM48 153H50V152L48 151ZM51 153H50V157L49 158L54 159L53 156L51 155ZM76 153H79V152L76 151ZM81 153H83V152L81 151ZM19 154H17L18 158L21 157V156H19ZM60 154H61V150H60ZM68 154H70V153H68ZM43 155H45L46 157L43 156ZM8 156H9V158H8ZM17 156H16V158H17ZM27 156L29 157L30 155L28 154V155H26V157ZM42 156L44 157L45 161L43 160ZM69 156L70 155H68V157ZM75 156H76V154L74 155V157ZM13 157H15V156H13ZM13 157L11 159H13ZM24 157H25V155H24ZM24 157H22V159ZM61 157H63V156H61ZM65 157H66V152H65ZM263 157H264V155H263ZM103 158H106V157H103ZM111 158L116 162V164H115V162L112 161ZM99 159L102 160V161H99ZM49 160H51V159H49ZM109 160L111 161V163H109L110 162ZM233 160L235 161V163L237 162V167L235 166L236 164L233 166V168L235 167L234 170L235 169L237 170L236 171L237 175H235L236 172L234 173V171H229L231 169L233 170L232 167L230 169V165L232 166L231 163H232ZM7 161L9 163H11V165L9 163H7ZM30 161H32V160H30ZM51 161L52 162L51 163L49 162V163L51 165L53 164L52 168L54 169V165H55L54 161H56V159L55 160H51ZM84 161H86V160H84ZM19 162H20V160H19ZM40 162H42V163H40ZM43 162H46V163H43ZM73 162H74V160H73ZM112 162L114 164H112ZM90 163H95V164L93 166ZM8 164L10 165L11 168L9 167ZM102 164H103V166H102ZM110 164H112V165L110 166ZM17 165L18 164H16V166ZM83 165L85 167V164H83ZM91 165L94 167V168H92V170H90V167H92ZM95 165H97V167ZM112 166H113V168L115 170H116V167L120 168V170H119L120 172L119 171H115L114 169L112 170L111 169ZM45 167H46V169H45ZM95 167L97 169L98 168H100V169L96 170ZM105 167H107V168H105ZM262 168H263V172L261 174L260 170ZM13 169L17 170V171H14ZM22 169H23V167H22ZM50 169L48 167L47 171L48 172H50L51 170L53 171V169H51V170ZM85 169H86V167H85ZM104 169H105V172H104ZM110 170L115 171L117 174L118 173L119 174L116 176V174L114 173V175H113V172L110 171ZM95 171L97 172V174L95 173ZM99 171H101L100 172L101 174L99 173ZM35 172H36V174H34ZM82 172H83V170H82ZM110 172H111V174H110V177H109L108 173H110ZM227 172L229 174H227ZM94 173L97 176L93 175ZM121 173H122V175H120ZM233 173H234V175H233ZM104 174H106V177H105ZM230 174H231V176L228 178V175H230ZM44 175H46L47 178H45ZM48 175H51V174L49 173ZM128 175L130 176L129 172H128L127 176H125V178L128 177L129 179L126 178V180L124 182L127 181L128 183H130L132 180L128 181V180H130V177ZM26 176H28V177H26ZM75 176H73V177H75ZM217 176H218V178H216ZM219 176H220V180L218 181L217 179H219ZM233 176L234 177L236 176L237 178L236 177L234 178ZM260 176H262L263 178L261 179ZM31 177H32V179L35 178L36 180H32ZM36 177H39L40 179L36 178ZM224 177H225V179L227 177V179L229 181L231 180L230 178H232L234 181L237 179L235 184H236V186L238 188L237 187H235V188L238 189L239 192H240L239 189L243 190V188H248V187L250 188V190L249 189L246 190V196L245 197H243L242 195H237V196L234 197V200L230 199L231 198V196H230L231 192H229V194H226L227 197L223 193L225 191L224 188H226V187H224V185L226 184V181H225ZM28 178L30 180L29 183H28ZM50 179H51V177H50ZM223 179H224L225 183H224ZM78 180L80 181V178ZM95 180H96V182H94ZM111 180L109 181V179H108L109 184H110ZM233 180H231L232 184L230 183L231 181L230 182L228 181L229 183L228 182L227 183L229 185L226 184V186L227 187L230 186V185L233 186ZM34 181H36L35 184L33 183ZM51 181L52 180L46 181L44 185H46L48 182L50 183ZM221 181L224 184L221 183ZM37 182H39V183H37ZM93 182L95 183V185L93 184ZM104 182L106 183L107 181L105 180ZM49 183L47 184V186L49 185ZM100 183H101V181H100ZM253 185L256 186V189H253V187H252ZM110 186L111 185H109V187L108 186L107 187L111 188L110 191H112L114 188L112 189V187H110ZM232 186H231V188L234 189V187H232ZM27 187H29V188L27 189ZM94 187H93V189H94ZM102 187H105V186L102 185ZM66 188H68V187H66ZM228 188L226 190L230 191V189H228ZM16 189H17L18 192L16 194H13V195H15L14 196L15 200L18 199L19 201L18 200H16L15 202L12 201V203H14V204L10 205V203H9L10 201L7 202L8 201L7 200L8 198H7L6 199L7 201L5 200L4 203L7 202V204L10 205V207L11 206H13V207H11L10 211L7 213L6 220L4 219V216L2 214H3V212H7V210H9V207H8L7 204H6V206H4L5 204H3V206L5 208L8 207L6 209L5 208L3 209V206H1V209L5 210V211L1 212V214H0V217L3 220V221L2 220L1 221L4 224L6 222L8 223V227L5 228V229H7V231L10 232L8 234V238L10 236V239H11V236H12L11 234H13V233H20V234L22 233L23 235L25 234V236H22V237H26L27 233H31V231H32L31 230V227H32L31 223L33 225V222H31V220H32L31 218L35 217V219H34L35 222L34 223H38L39 219L36 220V216L38 218L39 217L38 214H41L40 212H38L39 210H37L35 207H34L35 211L30 209V208L28 209V207L25 204H29V202L27 203V201H26V202H24L25 204L21 203V201L24 198H25L24 200H26V198L28 196L32 195V194L29 195L30 191H28V195H27V192H26L25 194H23L24 196H22V194L19 193L20 187H19V189L18 188H16ZM101 189L102 188H100V190ZM22 190H20V192H22ZM77 192H78L77 193V197L75 196L76 193L74 194V197H76V198L82 197L81 196L82 194H80L81 191L80 192L77 191ZM91 192H96V191L94 190V191H91ZM104 192H106V191H104ZM227 192L225 191V193H227ZM96 194L99 195V193H97V192H96ZM132 194H133V192H132ZM236 194H237V192H236ZM20 195H21L22 200H20L21 198H18ZM25 195L27 197H25ZM218 195H219V197L220 196H222V197L219 198ZM228 195L230 197H228ZM88 196H90L89 193H88ZM212 196H214V198L217 197L216 201H214ZM8 197H10V195ZM95 197H94V200L96 199ZM211 197H212L213 200H211ZM60 198H62V197H60ZM89 198H91V197H89ZM89 198H87V199L89 200ZM73 199H75V198H73ZM47 200H49V203H50L52 198H51V200H50V198L47 199ZM208 200H209V202L207 203V205H208L209 210L212 207H214L212 210H215V208H218L217 211L220 210V212H217L216 210H215V212L217 214L221 215V216L224 215V216L227 217V215H225V214H230L234 210V212H233L234 215L231 214V217L228 216V218L230 217L229 221L227 220L228 222L226 220L222 219V221L224 220L223 221L224 223L227 222L228 224H229L230 221L234 220V221H232V223H234V224H230V225L227 224L228 229L230 228V230H232V233H231L232 236H230L229 233H228L229 235L227 234V236L232 237V238L229 237L231 239V242H229L227 240L228 242L222 248H221V246L215 245V243L212 244V242H210V240H212L213 238L209 239V243L207 241L208 238H206V240L204 239L205 235L208 233V232L207 233L205 232V231H208V230H206V229H208V227L205 228V224H206V226L209 225L208 223H209L210 218L211 217L213 218V215L216 214V213L213 214V211H211L210 213L207 211L208 208H207V205L205 206V202L208 201ZM79 201H80V199H79ZM91 201H92V198H91ZM212 201H213V203L216 202V203H214V204H216V207H215V205L210 203ZM239 201H242L243 204L241 202V206L237 207L238 203H240ZM16 202H19V203L17 204ZM82 202H83V199H82ZM47 203H46V205H47ZM53 203L54 202H52V204ZM90 203H92L91 204L92 206L89 205L91 207V208L89 207V209L95 208L93 206V204L94 205L99 204V203L96 204V202L95 203L94 202H90ZM140 203H139V205H140ZM209 203L212 206H209ZM46 205H45V207H48ZM99 205H97V206H99ZM42 206H44V205H42ZM107 206L108 205H106V207ZM118 206H120V205H118ZM39 207H41V205L39 206V204H38L37 208L39 209ZM45 207L44 208H40V209H45ZM99 207L96 208V211L92 210L91 212H93V214L95 212L98 213L99 216H97V218L98 217L99 218L102 217V220H100V221L104 222L105 219L110 218V217L106 218V216H108L110 214V211L106 213V211L108 209L107 210L104 209L105 212L104 211L101 212L99 210L100 211V213H99V211H98V209H100ZM205 207L207 208L206 210H205ZM53 208H55V206ZM53 208H51V206H50V209H48V211L52 212L51 210H53ZM55 209H58V208H55ZM116 209H118V208H116ZM2 210H0V211H2ZM36 210H37V212H36ZM109 210H110V208H109ZM112 211L114 212V214H118V212L115 211L114 209ZM29 212H30V214L31 213H34V214L29 215ZM53 212L55 214V212H57V210H53ZM221 212H222V214H220ZM35 213H38V214L36 215ZM101 213H103L104 216H101L102 215ZM105 213H106V215H105ZM56 214H58V212ZM56 214L53 216L54 218H55ZM232 215L233 216L236 215L237 218L236 217L232 218ZM30 216H32V217H30ZM91 216H92V214H91ZM94 216H95V214L92 216L93 219L95 220L96 217H94ZM121 216L124 218V220H123V218H121ZM85 217H87V216H85ZM103 217H105V218H103ZM125 217H128V218H125ZM214 217L217 218L219 216H214ZM226 217H225V219H228ZM47 218H48V215H47L46 218H44V220H46L44 222H46L48 224ZM49 218L54 219V218H52L51 215H50ZM67 218H68V216H67ZM89 219H91V217L88 218V220ZM93 219H91V224H90L91 228L89 227V229H92V224H94V223H92ZM111 219H112V217H111ZM111 219H108L107 222L109 220L111 221ZM74 221L75 220H73L70 223H73ZM96 221H97L98 224L100 223V222H98L99 221L98 219H96L94 222L96 223ZM218 221H219V226L220 227L222 226V229H223V225H222L223 222L220 224V220L219 219H218ZM188 222H189V224H188L189 226L185 225L187 227H184L183 224L184 223L186 224ZM211 222H213V219L210 221V224H211ZM3 223L0 222L1 225ZM46 223H45V225H47ZM76 223H78V225H75ZM108 223H110V222H108ZM105 224H107V223H105ZM114 224H115V222H114ZM5 225L3 227H6ZM36 225H38V224H35V226ZM39 225H38L37 228H39V227H43L44 228V224L41 225V223H40ZM67 225H70L71 227H73V226H75V227L76 226H81V225H79L78 221H75V223H73L72 225L71 224H67ZM84 226L85 225L82 224V229H84L83 228ZM102 226H103V224H102ZM219 226H218V228H219ZM3 227L1 228L2 230H3ZM67 228H68V226H67ZM225 228L226 227L224 226V229ZM77 229H80V227L77 228ZM203 229H205V231ZM228 229H226V230H228ZM38 230H41V228L38 229ZM49 230H50V228H49ZM94 230L97 231L96 228ZM111 230H112V228H111ZM226 230H223V233ZM41 231L45 232L46 229L45 230H41ZM216 231H217V229L215 230V232ZM49 232H47V233L50 235L51 233H49ZM72 232H74V230ZM68 233H70V232L68 231ZM105 233L106 232L104 231L101 234H105ZM204 233H206V234L203 236ZM82 234L85 235V233L80 232V235H82ZM101 234L99 236H101ZM18 235H16V236L14 235L17 238L18 241L12 237L13 239L10 242L8 241L9 244L7 246V249H5V247H4V251L3 252H9L10 253V252H12V250H15V251L18 250L17 249V245H18V243H21V241H19L20 237H17ZM27 235L29 236V234H27ZM56 235H58V234L56 233ZM89 235L88 234L86 235V239L89 238L88 237ZM91 235H90V239H91ZM106 235H108V234H106ZM2 236L0 235V239L2 238ZM50 236H49V238H50ZM69 236L72 237L71 235H69ZM73 236H75V235H73ZM103 236H101V237H103ZM208 236H210V235H208ZM215 236H216V233H215ZM227 236L225 234V237H227ZM233 236H235V238H233ZM3 237H5V235ZM81 237H82V241H83L84 236H80V238ZM101 237H99V243H100V238ZM217 237H220V235L217 236ZM8 238H7V236L5 237V241L6 242H7ZM29 238L28 239L26 238V239L30 240ZM37 238H39V237H37ZM229 238H227V239H229ZM26 239L24 238V240H26ZM41 239L44 240V241H42ZM41 239H40V242H38V243L40 244L41 241H42V242H44L43 244L48 246V247L46 246V248H48V256H49V253H50L49 252V248H51V249L54 248L55 247L54 244L56 242H58V240L55 241V240H51L52 238H50V240L46 241V243H45V239H43V238H41ZM76 239H77V237H76ZM96 239H97V242H98V238H96ZM89 240L87 239V241L86 240H84V241L88 242ZM187 240H189V241H187ZM190 240H193L195 242L191 244ZM203 240H205V241H203ZM213 240H215V239H213ZM219 240H220V242L222 240V242L224 243L222 238H220ZM70 241H71V239H70ZM78 241H77V244L75 243V245H74V249L75 250L72 248L75 252L77 250H79V249H77L78 247L80 248V246L78 244L79 243ZM184 241H187L186 243H190V244H188L189 246L192 245L191 247L188 246L189 247V251H187V253H185V250H183L184 247H185L184 246L185 243H183ZM193 241H191V242H193ZM202 241H203V243L207 242V243L204 244L205 247L201 244ZM1 242L2 243L0 245L2 246L4 241H1ZM6 242H5V244L7 245L8 242L7 243ZM74 242H73V244H74ZM90 242H89V244H90ZM93 242H92V244H93ZM13 243H15V244L17 243V245L14 247V249H13V246L15 244L13 246L11 245ZM36 243H37V241H36ZM60 243H62V241ZM58 244H59V242H58ZM10 245L12 247L11 251H10V247H9ZM23 245H26V243H23ZM76 245H77V247H76ZM200 245H202L203 247L201 248ZM3 246H4V244H3ZM58 246L59 245H57V247ZM19 247L21 248L20 245H19ZM38 247L40 249H41V247L44 250L46 249L44 247V245H39V246H37V248ZM72 247H73V245H72ZM92 247H93V245H92ZM218 247H220V248H218ZM26 248H28V246ZM26 248L24 249V247H23L21 249H24L25 251L29 250V249L26 250ZM81 248H82V246H81ZM81 248H80V250H82ZM185 248H187V247H185ZM8 249H9V251H8ZM65 249H67V247ZM72 249H71V251H73ZM92 249L94 250V248H92ZM1 250H0V256H1L0 257V261H1V259L3 260V258L5 259V257H7L4 260L6 262V260H8L9 256L11 255V253L9 254V256H7L8 253H6V254L4 253L6 256L3 255L5 257L2 258L3 252ZM38 250L39 249H37V251ZM83 250H84V247H83ZM209 250L211 251V253L216 254V257H212V254L210 255V253H209L210 251ZM217 250H218V252H217ZM18 251L20 252V250H18ZM25 251H24V253H25ZM71 251L69 250V253L67 251V253L69 254V258L71 257L70 254H72ZM77 252H79V251H77ZM94 252H93V254H95ZM16 253H15L14 257L17 258V260H18V259H20L18 257L19 254L17 253L18 256H16ZM20 253H23V251L20 252ZM55 253H56V250H55L54 254ZM207 253H208L209 257L207 256ZM27 254H28V252H27ZM85 254H86V252H85ZM184 254L185 255L187 254L186 257L184 256ZM180 256H182V257H180ZM213 256H215V255H213ZM14 257L12 259H15ZM50 257L52 258V254H51ZM80 257H82V256H80ZM35 258L37 259V257H35ZM35 258H33V260ZM183 258L181 259L182 262L184 260ZM23 259H26V258H22V262H23ZM180 259H179L178 262L181 264V260ZM10 260H11V258H10ZM47 261H46V263H50V262H47ZM12 262H13V260H12ZM178 262L175 263V264H179ZM185 262H183V263H185ZM3 263H4L3 261L0 262V264H3ZM23 264H33V263H31V260L28 261V259H27V261L24 260ZM44 264H45V262H44Z\"/></svg>", "mask_w": 264, "mask_h": 264}, {"label": "rangeland", "instance_id": "2", "mask_svg": "<svg viewBox=\"0 0 264 264\" xmlns=\"http://www.w3.org/2000/svg\"><path fill=\"white\" fill-rule=\"evenodd\" d=\"M170 1H171V0H170ZM170 1H168L167 3H170L171 5H168V4H167L166 7L163 5V7H164L166 10H164V8L161 7L160 9H161L162 13H161V11H160V12H157L158 15H157V14L155 15V17L157 16V18H154V19H157L156 21L159 22V23H157V25H155V26H156L155 29H152V27H154V26H152V25L156 23L154 19H153V21L151 20L152 23H153L152 25L150 24L151 22L148 23L150 26H152V27H150V29L148 28V30H151L152 34H150L151 32H149V31H148V33H147V29H146V28H145L146 31H144V29H141L142 31L139 29V30H140L139 37H141L142 39L139 38L138 36H136V35L138 34V32H139V30H137V32H135V33H137V34L134 35L135 37H134L133 35H131L130 37H131V38L134 37V38H133L134 41H135V40L137 41L136 38L138 37V41H139V42H138L137 44H134L136 41H135L134 43H131V41H133V39L130 40L131 38H129L128 42H130L132 45H128V44H130V43H126V45H127V46H125L126 49L128 50V49H129L128 46H130V50H131L132 53H131L130 51H128V52H130V54H129L128 52H125V53H127V56H125V58L129 57V55H130L131 58H132L134 61H135L136 59L139 60V61L136 60L137 62H135V63H137L138 67H140V66L142 65V67H140V68H143V67H144L143 62L146 63V64H145V67H144L145 69L143 68L144 71H143V69H141V70L143 71V73H142L141 70L136 66V68L139 69V71H137L138 69H136V68H135V64H133L134 61H133V63H131L132 59L129 58V59H131V60L129 61V62H130V67H131L132 64L134 65V67H133V69H130V68H128V69H130L131 71H134V69H136V70H135V71H136V72H135L136 74H135L134 72H132V74L134 75V77H133V75H132V77H131V76H130L131 74L129 75V73H131L130 70H129V73H128V71H126L127 69H125V71H126L127 73H125V75H123V79L120 78L119 81H120V80H124V81L127 83V86L125 87V89H128L127 87H130L132 84H136V85H133V88H134V86H135V88H134L135 90L132 89V86H131V90H132L131 93H130V91H131L130 89H129V92H127V93H126V91H125V89H124L125 92L123 91V92H124V93H123V92H122L123 89H121V87L123 88L126 84L123 83V81H122V82L120 81V83L125 84L124 86H123V84H121L122 86H120L119 84H117V81L115 82V80H117V79H115V78L113 77V78H114V80H113V78H111V77L113 76V72L116 73L118 67L121 65V64H120V65L118 64V60H119V59L123 56V54H124L123 52H124L125 49L122 51V49H123L124 47H123L122 49H118V53L121 51V52L119 53V54L122 55L121 57H120V55H119V57H118V55H117L118 53H115V52H114L115 55L118 57V60H117V58H115V55H112V56H114V58H112V59L109 58V59H111V61L108 60V61L111 62V63H112L113 59L117 60V61H115V62H116L117 65H119V66H117V65L114 66V65H113V63H115L114 61H113V63H112V66L117 68L116 70L113 69V67H111V65L107 66L106 63H104V65L106 64V66H103V65H102L104 68H101L102 66L100 67L101 69H104L103 71H100L101 74H100V73L97 74V72H99V71H97V70H99V69L96 70V76H95L96 78H98L99 74H100L101 76H102L103 74H105V75H103L102 77L99 76V77L102 79V81H101V79H100V80L98 79V82H95L94 80H97V79H94V80L91 79V80H89V83H88V80H84L83 74H84L85 78H86L87 75H90V73H89V74L87 73L88 71L85 72V71H86V65H85V67H83V66H82L83 64H82V65H81L82 68L79 67L80 69H83V70L85 69L84 71L79 69V70H78L79 72H78V71L76 70V68L78 69V66H77L76 68H74V69L76 70V72H78V73H77V76L80 77V79L83 78L82 80H83V81H86V82H87V85H88V84L90 85V87H88V89L86 88L87 90L85 89V86H86L85 83H86V82H84V84H82L83 81H82V80L80 81V79L78 80V77H76V75L74 74V73H76V72L74 71V69H73V73H71V72L69 73L68 77L71 76V77H73V79H76V78H77L76 81H77V80L79 81V85H81L82 87H83V85H85L83 88L80 87L81 90L85 89V90H84L85 93L88 92L87 95H88L89 97H88L86 94H85L86 96L84 95L85 98L88 97V98L85 99L86 102H84V97H83V96H81V95L79 96V94H78V96H77V95H76L77 92H76V94H75V96L79 97L78 99H80V97H81V101L83 100L82 102L86 103V105L83 103L82 106H83V107L85 106V108H86V106H87V107H88V106L91 107L90 105H87V104L89 103V101H87V100H91V101L93 100L96 104L98 103L97 106H95L96 104H93V102L90 101V103H92V106L94 105L93 107H91L92 110H90L91 108H89V110L92 111V112L89 113L88 108H87V110H86V111H88V113H89V117H88V118L90 119L91 117H93V118H92L93 120L90 119V122H91V125L93 124V122H94L95 125H97L96 127L94 126V127L96 128L97 131L95 130L94 127H93L94 129H93L92 127H91L92 129H89V127H87V125H89V121L85 122L86 119H85V120L83 119L84 122H85V124H86V128L84 127L85 124L81 122V123H82V124H81V125H82V128H83L84 130L79 128V130H80L81 132H79V133L77 132V136H80V138H81V137H82V138L80 139V138L77 137V136H76V138H75L74 136L72 137V135L76 134V133H73V131H74L75 129L78 130V127H80V126H78V125H80V124H78V120H79V119L74 117V119H78V120H74L73 118H71V119H70L71 121H69L70 116H68L69 118L67 119V121L69 122V125H70V124L72 125V129H70V126H67V125H68V122H66V120H64L63 118L66 119V118H67V115L71 114L72 112H74V113H73L74 115H75V112L78 113V112L75 110V109H77V107H80L81 109H85V108H83L82 106H79V105L82 104V103L79 104V103L81 102L80 100H79V103H78V99H75L76 102H75V100L73 99L74 101H70V102H72V104L68 103V104H70L69 106H71V105H72V106H71L69 112H67V111H68V108H69V106L67 105V102H69V99L71 100V98H68V99H66V98H67V97H70L71 94H72V96H74V95H73V94H74L73 92H72L71 94L68 93L69 96H66V98H65V99L67 100V102L65 101V103H66L65 108H67V109H65V108L62 109V111H63V110L65 111V112H63V113H65V115L62 114V115H64V117H63V118L60 117V120H58V122H59V121H61V122H64V121H65V122L67 123V125L61 126V124H63V123H61V122H60L59 124H57L56 126H55V124H52V126L55 127V133H54V136L52 137V138H53L52 140H51V139H48V140H51V144H50V141H48V143H49L50 145H49L48 143H46V142H47V141H46V142H45L46 144L44 143V145L41 146V148L46 147V148H43V149H42V150H45V149H46V153H45V152H44V153H45V154H48V157H46L45 155H43V156H45L46 158H48L46 161H49V162L51 163V162H52L51 160H55V159H56V161H54V162H55L54 169L52 168V165H53V164L51 165L49 162H47V164H48L49 166L46 164V165H47V169H48V167H49V169L51 168V169H53V171L50 169L51 171L48 172L47 169H46V167H45V169H46V170H45V173H46V175L48 176V178H47L46 175H44V176H45V178H47L48 180H52V181H51L50 183L48 182V183H49V185H48L49 187L47 186L48 183H47L46 185H44L45 182L48 181L47 179H46V181H43V184H35L36 181H34L33 183H34L35 185L32 184L34 187H33L31 184H30L31 188H29L30 186L27 187V189H28V188L30 189V190H28V191H30L29 195H31V194H32V195H31V196H28V197L25 195V197H27L26 200H24V199H25L24 197H23L24 199L22 200L21 195L18 197V198H21L20 200H22L21 203H23V204H25L24 202H26V201H27V203L29 202V204H25V205L28 207V209L30 208V209L34 210V207H35L37 210H39L38 212H40L41 214L35 213L36 215H37V214L39 215L38 218H37V216L35 215V216H36V220L39 219V222L37 221L38 223H34V222H35V220H34L35 217H34V218H31V219H32L31 222H33V225H32V223H31V226H32V227H31V230H32L31 233H27V234H29V236L26 234V237H22V236H25V234L23 235L22 233H21V234H20V233H13V234H11V235H12V236H11V239H10V236H9V238H8V234H9L10 232H8L7 229H5V228L8 227V223H7L5 220H6L7 213L10 211V208L13 207V206L10 207L11 204H12V205L14 204V203H12V201L15 202L16 200H18V199L15 200V197H14L15 195H13V194H16V193L18 192L16 188L19 189V187H20V189H19V193L22 194V196H24L23 194H25V193L27 192V195H28V191H24V192H23L22 189L25 190V188H22L23 185H18V184H20V181L23 179V180L21 181V184L24 182V183H25V186L29 185V184H26L25 181H27V180H24V178H23V176H22V174H23L22 172H23V171H24V173L27 172V170H28V168H29L28 165H29V166L31 165V166H34V167H35V165H34V164H36V163H35V160L38 159V157L40 156V155H39L38 157H36L35 160H34L33 158H31V157H33V156H37V155H36L37 153H35L36 151L33 150V149H34L33 147H36V148L38 149V147L35 145V146H32L31 148H30V147H27V148L29 149V151H28V149H25L26 152L30 155L29 157L27 156V157H28V158H27L26 155H28V154H27L26 152L23 153L22 150H21V151L18 150V149H20V148H23V146H21L22 143H19V142L24 138V135H25V132H26V128H28V127H27L28 124H29L28 118H30V120H31V118L33 119V117H34L35 115H37L36 113L38 112V108H39V106H40V103H41V101H42L43 98H44V97L42 98V96H41V94H42V92H43L41 87H46V86H47V84L45 85V83H46V82L48 83V79L50 78V75H49V77H47V78H48V79H47V78H45V75H46L45 73H50V74H51V72H47V70L50 69V68H49V66L51 65L50 62H52V61L46 59V61H48V62H47V65H49V66H46V64H44L45 61H44L43 59H41V56H42V58H43V57L46 58V56L43 55V54H41V55H40V59H39V57H38L37 59H35V61L39 59L40 61L43 60L44 62L41 61V62H40L41 64H40V63H37V61L35 62V61L33 60V61L35 62V64H33V65L31 64V65H32V66H31L29 63H31L32 61H30V62L27 61V59H29V60L31 59V58H29L28 56H27L28 58L25 56V55H27V54H25V55H23V56L21 55V57L17 59V57H18L19 54H20V53H19V50H22V49H20L19 47L15 46V47L13 48V50H14L15 48H19L18 52H15V51L13 52V51L11 50L12 48H10L11 52H10V50H6V51H7V54H5V56H6V55H8V54L10 53V54H11V58H12V59L10 58V56H9L10 54L8 55V56H9L8 59L5 58V59H6V62H5V63L8 64V65L6 64L7 66H9V64H10L9 62H11L10 60H13V59H14V56H15V59H14V60H16V62L13 60V61L15 62V67L10 66V68H11L10 71H12V68H14V70H15V69H17V68L19 67V69H17L18 71H14L13 73L11 72V74H10V73H8V72H9V70H8L9 67H8V69H7V66H6V70H8V71H6V70H5V67L2 66V65H3V62L5 61V59H0V60H4V61L2 62V64H1V61H0V68H1V69H0V76L3 78V79L1 78L0 80H1V81L3 80V81L5 82V83L3 82L2 85H4V84H5V85H6V84L9 85V83H8V82L6 83V80H5V79H7V77L9 78V76H10V78L7 79V80H9L10 82H12V83L10 84L9 87H7L8 85H6V86L4 85V86L2 87V89L4 88V89H3V92H6V90L9 89L10 92H8V94H9V93L11 94L12 92L15 93V91H16L18 88H20V85H19L18 83H22V82L24 83V81H23L24 79H29V78H30V79H29V82H27L28 84L31 83L30 85H32V82H33V85H32V87H31V88H32V92L30 91V90H31V88L29 87L30 85H28L27 83H25V84L28 85L27 87L30 88V90H27L28 88L26 89V91H28V92H27V95H25V97L27 96L26 98L24 97V94H23V93L26 94V92H23V93L20 92V93H22V94H21V98L24 97V98H23L24 100L27 99V98H29L28 96H30V98H29L30 100H29V101H30V104H31V105L33 104V105H32L33 107H32V106H31L26 100H25L26 102H24V103L22 104V105H24L25 103H27V105L25 104L26 106H25V109H24V113H25V111L28 109V107H30V108L28 109V110H30V111L27 110L28 113L30 112V113H29L30 117H28L29 115H28L27 112H26L27 114H25V117H24V114H23V112H21V111H20V112L22 113V114H21V117H22V118L20 117V115L16 116V115L19 113V112H18L19 110L17 109V110H18V111H17V114H16V112L13 114V113H11V112H14V111H13L14 109H13V110L10 111V113H11L10 116H13V117H10L11 120L13 121V118H15V117H18V118L14 119V122H13V123H12L11 120L8 118V120H9L8 123L11 122V123H12L11 125H13V126H14V124H15V128H17L16 125H18L19 123H23V122L25 123V122H26L25 124H22V125L25 126V128H24V126L21 125L22 128H21V126H19L17 129H14V127L12 126V128L14 129V130H13V129L11 128L10 124H9L10 128L12 129V130H9L10 128L7 126V122H3V121H1L2 123H0V125L3 124V123H4V124L6 123V126L3 125V128H5V127L7 128V127H8V128H9L8 131L11 132V133H10V136H9V133L6 132V133H7V136H3V137H5L7 140H8V138L13 139V137H15V138H14L15 141H13V142L16 143V140L19 141V142H18V145L16 146L15 144L13 145L12 142H11L12 144L9 143V144H11V145H9L8 143L6 144V142L4 141V140H6V139H5V138L3 139L4 142H2V144L5 145V146L8 145L7 147L10 146V148H8L9 150H10L11 148L13 149V150L11 149L12 152L10 151L9 153H11V154H16V155H11V158H12L13 156H15V157H13V159L9 158L10 155L8 156V158L10 159L11 162H12V160H13V164L11 165V163H9L8 161H7V163H9V164L11 165V167H13L14 162H15L16 164H18L17 166H16V164H15V166H14L15 169H17V168L19 167V163H20L21 166L19 167V169L22 171V172H20V170L17 169V170H19V174H20V175H19V176H20L19 178L21 179V176H22V179H21V180L19 179V182H18V184L16 185L17 187H15V188L11 191L12 193L9 194L10 197H8L9 195H7L6 198H4V201L2 200V201H3L2 204L0 203V210H2V209H1V206H3V204H5L4 206H6L7 202L10 201V202H9L10 205L7 204L8 207H9V210H7V212H3V211H5V210L0 211V214H1V212H3L2 215L4 216V219H5L4 221L6 222V223H5L6 225H5V224L2 222L3 220H2L1 217H0V222L3 223L2 225L0 224V225H1V226H0V235H1V236H2V235H3V236L5 235V237L7 236V238H8V239H7V242H8V241L10 242L13 238L17 240V238H16L15 236L19 234L17 237H20L19 241H21V243H18V245H17V243H16V244H15V243L11 244L12 246L15 244V245L13 246V249H14V247H15L16 245H17V249L20 250V252L23 251V253H24V251H25L24 249H25L27 246H28V248H26V250L29 249V250L25 251L24 254H23V253H20L18 250H16V251H15V250H12V252H10L11 255L9 256V254H10L9 252H3V251H4V247H5V249H7V246H8V244H9V242L7 243V242L5 241V237L2 236V238L0 239V244L2 243L1 241H4V243H3L4 246H3V244H2V246L0 245V248L2 249V250H1V249H0V250L3 252V254H2V258L6 256V255H5L6 253H8L7 256H9V258H8V260H6V262H5L4 260H5L7 257H5V259L3 258V260L1 259V261L4 262L3 264H23L24 260L27 261V259H28V261L31 260V263H33V264H41V263L44 264V262H45V264H99V262H100V260H101V254H102V253H101V254H100V253H99V254L97 253V255H98V258H97V256H94V255H96V253H95L94 251H95L96 249L98 250L99 248H102V243H104V242H102V240L105 239L106 236L109 237V238L111 237V240H112V239L114 240V239L118 238V237H117V235H118V234H117V233H118V231H117V229H118V228H117V225H118V223H119L120 220H121L120 217H118V216H120V214L122 213L121 215H123V216H128V217H129V216L132 214L133 210H138L137 207H139V208L141 209L140 206H142L141 211L144 210V209L146 208V207H145V204L140 203V202L138 201L139 199H138V200L136 199V197H137V196L135 195L136 193L134 194V192H135V186H134L133 181L135 182V180H134V178L131 179L132 176H134V175H132V174H134V172H133V170H131V169H130V170H127V171L130 173V176L128 175V176L130 177V180H128L129 178L126 177V178H128V179H127L128 181H131V180H132V181L130 182L131 184L128 183L127 181L124 182V181L126 180L125 176H127V174H128V172H127V174H126V171H125V170H124V171H125V176H123L122 173L120 174V175H122V178H121V179H120V176H119V177H114V178L111 180V178H112V177H110L111 172L108 173V174H109L108 176L110 177V178H108V179H109V181L111 180L110 184H109L107 178H104V179L107 181L106 183L104 182L105 180H102V177L99 178L100 176L103 175V174L100 173L101 171H99V173H100L101 175H98L99 177H96V178H95V179L98 180V183H96V184L98 185V187L91 186V187H92V188H91V189H92L91 191H94V190H95L97 193H99V195H97L96 192H91V191H89L88 193H89L90 196H88V193H86V192L89 190L90 186H89L88 189H87V186H88L87 184H88V183L86 184V181H89V180H86V178L88 179L90 176H92V174H90V173L87 174V173H88V169H89V167L86 166V164L89 165V164L87 163V160H88V161H90V160H91V161L94 160V161H92V162H95V161L97 162V160H95V159H93V158H96L95 156L98 157L99 154L101 155L102 152L104 153V149L107 150V148H104V147H105V146H108V144H106V143L104 144V143H101V142H103V140L106 141L105 138H106L107 140H108V139L111 140V137H112V136H110V138H108V137H109V134H112V131H111L112 129L115 131L114 128H111V129H110V126H112V124H114V123H112V122L116 121V125L114 124L115 126H114V125H113V126H114V127H117L116 129H117L118 131H120V132L123 131V133H124V130H123L124 127H125L126 130L129 128V127H127V126H129V123L134 122L133 119H134V116H135V118H136V115H137L136 113H137L138 111H141V110H139L140 107L142 106L143 108H141V109L143 110V109H144V104H149V103H147V102H148L147 100L151 99V96H152V97L154 96V98H155V96H156L155 99H157V97H158V100H159V96H158V94H161V92H159V90L162 91V90H161V87L165 86V88L167 87V89H169V88L175 87V85L177 86V84H179V85L182 84V82H179V79L176 80V78H177V76H178V73H177V71H175V70H176L178 67H183L182 64H183V65L186 64V66H187V62L190 61L191 59H193L192 57H194V58L196 57V58H197L198 54L202 55V52H200V53L198 52V50L201 49V48H198V47H197V46L201 43V42H200V41H201L200 39H201V36H202V34H200L201 36H199L198 34H199V32L202 31V30H200V31H198V32H196V30L199 28L200 25H202V26H200L199 29H201V28L204 29V28L206 27V26H205V25H206V22H205V20H203L204 17H202L203 19H202V18L199 19V20H201V22H202V20H203L202 23L205 24V25H204L205 27H204L203 24H200L201 22H200V23L197 22V20H198V19H197V16H199V18H200V17H201L200 15H202V14L204 15L205 12L208 13V11H210L211 9L214 10V6H213V8H211V9L208 8V7H210V6L212 7V5H213V4H212V1H213V0H211V3H210V0H193V1H192V0H189L188 3H186V2H187L186 0H185V1L182 0L183 2L186 3V6L189 5V6H187V7H189V8H188V9H189V12L187 11L188 14H187L186 11H185V10L187 9V7L184 6L185 3L183 4L182 1H180V2L177 1V3L175 2V4H173V3H171ZM173 1H176V0H173ZM173 1H172V2H173ZM191 1H192L193 3H192ZM214 1H216V0H214ZM214 1H213V3H214ZM217 1H220V2H219V3H218V2H215L214 5H215V4H220V7H219V5L216 6V7H215V10H216L217 7H219V9L221 8V6H222L221 1H222V3L224 4L223 6H226V11H227V10L229 11L228 14L231 15V16L229 17L228 14H227V16H228L227 21H230L229 24H231V23L234 21V19H235L234 17H237L236 13H237L238 10H239V11H238L239 13H237L238 15L241 13V11H240L241 9L244 10L245 7H243L242 5L245 4V6H246V5L248 4V2H246V0H243V1H242V0H240V1H239V0H235V2H237V3H236V7H234L233 5H235V2H234L233 0H217ZM244 1H245L246 3H244ZM189 2L191 3V6H192V7H190V3H189ZM208 2H209V3H208ZM232 2H233V3H232ZM241 2H242V3H241ZM178 3H179V4L182 3V6L185 7V8L183 7L184 11H183L182 8H181L182 6H180ZM202 3H203V4H202ZM238 3H240V4H242V5H240V4H238ZM113 4H114V2H113ZM237 4H238L240 7H239ZM176 5H177V6H176ZM178 5H179V6H178ZM208 5H210V6H208ZM65 6H66V4H65ZM167 6H169L170 8L167 7ZM241 6H242V7H241ZM123 7H124V6H123ZM179 7H180V8H179ZM227 7H228V9H227ZM62 8H63V7H62ZM62 8H61V9H62ZM224 8H225V7H224ZM224 8H222V9H224ZM63 9L66 11V9H68V8H67V6H66V7H64ZM63 9H62V11H63V13H64L65 11H64ZM121 9H124V8H121ZM162 9H163V10H162ZM180 9H181V10H180ZM188 9H187V10H188ZM194 9H196V10H194ZM204 9H205V10L208 9V11H205ZM235 9H237V10H235ZM68 10H69V9H68ZM217 10H218V9H217ZM62 11H61V12H62ZM69 11H70V10H69ZM69 11H68V12H69ZM119 11H120V8H119ZM165 11H166V12H165ZM177 11H178V12H177ZM219 11H221V10H219ZM219 11H210L209 13H211V14H212V12L217 13V16H218V14H221V15H219V16H221L222 19H220V18L218 19L217 16H216V19H212V18L215 17L214 15H212L213 17H211V19L208 18L209 16L206 17V18H207V19H206L207 22H208V20H209V22H208V26H212V25H213V26L210 27V28H212V29L215 28V29H216V30H215L216 32L213 30L214 33H215L216 35H217V34L219 35V33H217L218 30H217V28H216V27H217V26H216L217 21H218V23H219V20H220V21L222 20V22H223L224 25L227 24L228 27L230 26L227 22L223 21V17H224V20H226V19H225V16H224V15H226V14L221 13L222 11L219 13ZM182 12H183V13L185 12V14H187V16H186L185 14H183ZM199 12H201V13H199ZM223 12H224V11H223ZM235 12H236V13H235ZM63 13H61V14L63 15ZM66 13H67V12H66ZM163 13H164V14L167 13L168 16L162 15ZM176 13H177V14H176ZM179 13H182V15H183L184 17L182 16L183 18H180L181 15H179ZM234 13H235V15L233 16ZM160 14H161V16H159ZM211 14H206V16H207V15H210V16H211ZM223 14H224V15H223ZM65 15H66V14H65ZM178 15H179V17H178L179 21H177L178 19H175V18H174L175 16H178ZM215 15H216V14H215ZM222 15H223V16H222ZM63 16H64V15H63ZM63 16H62V17H63ZM66 16H67V18H68L69 15H66ZM158 16H159V18H158ZM232 16H233V17H232ZM170 17L172 18V20H173V19H174V20L172 21V20L170 19ZM185 17H186V20L184 19ZM65 18H66V17L64 16V18H62V19L64 20ZM162 18H163V19H162ZM226 18H227V17H226ZM229 18H230V19H229ZM231 18H232V19H231ZM159 19H160V20H159ZM161 19H162V20H161ZM65 20H66V19H65ZM65 20H64V21H65ZM164 20H165V21H164ZM180 20H181V21H180ZM213 20H215L216 23H214V22L212 23ZM64 21H63V22H64ZM168 21H169V22H168ZM210 22L212 23V25L209 24ZM222 22H220L219 24L221 25ZM60 23H61V22H60ZM65 23H67V22H65ZM65 23H64V24H65ZM170 23H171L172 26L170 25ZM64 24H63V25H64ZM148 24H147V26H149ZM160 24H161V25H160ZM162 24H163V25H162ZM219 24H217V25L219 26ZM223 24H222L221 26H224ZM63 25H62V26H63ZM165 25H166V26H165ZM198 25H199V26H198ZM227 25H226V27H224L225 29H227ZM60 26H61V25L59 24V27H60ZM64 26H65V25H64ZM195 26H196L197 28H196ZM208 26H207V27H208ZM214 26H216V27H214ZM59 27H58V25L53 26L52 29H50V32H52V34H53V33H57V29H56V28H59ZM171 27L173 28L172 31L169 30V29H171ZM175 27H176V28H175ZM203 27H204V28H203ZM62 28H63V27H62ZM62 28H61V29H62ZM166 28H167V29H166ZM195 28H196V30H195ZM53 29H54V31H53ZM59 29H60V28H59ZM59 29H58V32H59ZM199 29H198V30H199ZM212 29H211V31H212ZM225 29H223V30H225ZM154 30H155V31H154ZM161 30H163V31H161ZM166 30H168V31H170V32H173V31L175 30V31L173 32L175 35H174V34H173L174 36H173L172 34L170 35L169 32L166 31ZM209 30H210V29H209ZM223 30L220 29V27H219V31H218V32H221V31H223ZM55 31H56V32H55ZM143 31H144V32H143ZM211 31H210V32H211ZM33 32L35 33V31H33ZM141 32H142L143 34L146 33V34H144L145 37H144V36L142 37V35H141L142 33H141ZM165 32H166V33H165ZM202 32H205V31H202ZM202 32H201V33H202ZM206 32H208V29H207ZM210 32H208V33H210ZM224 32L226 33V31H224ZM179 33H180V34H179ZM208 33H207L206 35H205V33H204V35L208 37L210 34H212V32H211L209 35H208ZM149 34L151 35L150 38L152 39V40L150 39V41H149V38H148V35H149ZM165 34H166V35H165ZM215 34H212V36L215 37V36H214ZM146 35H147V38H148V39L146 38ZM178 35H179V36H178ZM218 35H217V36H218ZM223 35H224V34L221 33V34H220L221 37H220V36H219V37L216 36V37L218 38V40H219L220 38H221L220 40H223V38H222V37H224ZM132 36H133V37H132ZM158 36H159V37H158ZM165 36H166V37H165ZM212 36H210V37H208V38L206 37V39L204 40V42H205L208 46H210V47H211V46H215V48L217 49V45H218V44L220 45L221 42H217V41H216L217 38H216V40L214 39L213 42L216 41L218 44L215 43L216 45H212V42L210 41V39L212 38ZM198 37H199L200 39H198ZM163 38H164L165 40H164ZM169 38L172 39V42L174 41L173 44L170 43L171 41H169ZM146 39H147L148 41H147ZM197 39H198L199 41H197ZM208 39H209V42H207ZM212 39H213V38H212ZM38 40H39V41H38ZM41 40H42V42H43V40L46 41V39H43V38H42ZM41 40H40V38H39V39L37 38V40L34 41V42H35V43H36L37 41L40 42ZM143 40H145V42H144ZM161 40H162V41H161ZM220 40H219V41H220ZM45 41H44V46H45V43H46V45H47V46H45V48H46V47H47V48H48V47H51V46H48V44L51 42V40L49 41L48 44H47L48 40H47V42H45ZM146 41L148 42V44L146 43ZM152 41H153L154 46H152L153 44H151V47H155V48L157 49V52H155V51H156L155 48H154V50H153L154 53H156V54L158 53L156 56L158 57V55H161L162 57H164V59L162 58V60L158 57V60L160 59V60H161L160 62H163L164 60L166 61V64H165V65H167L168 70L165 69V68H166L165 66H164L165 68L163 67L164 70H165L164 73H165L166 76H165V75L163 76L164 73L162 72V71H163V68H162V67H161V70H162V71H161L160 73H163V74H161V75L158 74V72L160 71V70H158V69H160V67H159V68L157 67V68H155V71H156V73H157V76H155V75H156L155 72H154V73H155L154 77H152L153 75H151V73L154 74V73H153L154 68H153V66H151V65L154 64V63H151V61L154 62L153 60H155V57H156V56H154V55H155L154 53H150V54H149V51H148V50H149V47H150V43H149V42L152 43ZM168 41H169V43H168ZM6 42L11 43V41H8V40H7ZM38 42H37V43H38ZM162 42H163V43L165 42L164 45L166 44V42L169 44V45H168V44L165 45V47L167 46V48H165V47L163 46V47H164L163 49H167V51H168V52H167V55H168V53H169V56H166V55H165L166 53L163 52V50H160V49H159V45H160V44H161V45L163 44ZM210 42H211V43H210ZM9 43H8V47H10V46H9ZM35 43H33L32 45H34ZM37 43H36V44H37ZM40 43H41V42H40ZM40 43H39V45H40ZM51 43H52V42H51ZM140 43H142L143 45L140 44ZM159 43H160V44H159ZM175 43H176V46L178 47V48H177V47L175 46V48H177V51H178V52H175V51H174L175 48H174L173 46L175 45ZM179 43L182 44V45H181L182 47L179 46ZM208 43H210V44H208ZM11 44L15 45V43H11ZM156 44H157L158 46H156ZM170 44H171V47H172L171 50H170V48H169ZM177 44H178V45H177ZM13 45H11V46L13 47ZM17 45H18V44H17ZM42 45H43V44H42ZM49 45H51V44H49ZM147 45H149V47H148ZM172 45H173V46H172ZM37 46H38V45H36L35 48H36ZM44 46H41V45H40L39 47H43V48H44ZM131 46H132V47H131ZM135 46H136V47H135ZM138 46H139V47H138ZM145 46L148 47V48H146ZM121 47H122V46H121ZM127 47H128V48H127ZM144 47H145V49H146L147 51L144 49ZM179 47H180V48H179ZM199 47H200V46H199ZM31 48H32L33 50L35 49V48H33L32 46H31ZM31 48L29 49L30 51H32ZM37 48H38V47H37ZM37 48H36V50H37ZM45 48H44V49H45ZM132 48H133V49H132ZM160 48H162V47L160 46ZM173 48H174V49H173ZM212 48L214 49V47H212ZM7 49H9V48H7ZM142 49H143V50H142ZM196 49H197V51H196ZM216 49H214V50H216ZM15 50H16V49H15ZM45 50H46V49H45ZM119 50H120V51H119ZM127 50H126V51H127ZM151 50H152V49H151ZM151 50H150V51H151ZM158 50H159L160 54H159ZM214 50H213V51H214ZM23 51H24V50H23ZM34 51H35V50H34ZM34 51H33V52H29V51H28V52H29L28 55H30V57H33L32 55H35V54H34V53H35ZM42 51H43V50H42ZM145 51H146V52H145ZM161 51H162V52H161ZM164 51H165V50H164ZM169 51H170V52H171V51H174V52H175V55H174L173 53L170 54ZM199 51H200V50H199ZM201 51H202V50H201ZM8 52H9V53H8ZM12 52H13V53H12ZM20 52H21V51H20ZM28 52H27V53H28ZM116 52H117V50H116ZM140 52H141V53H140ZM142 52L145 53V55H147V54L151 55V54H152V56H154V57H151V56L147 55L145 61H143V59H144V54H143ZM211 52H212V49H211ZM211 52H210V53H211ZM31 53H33V54L31 55ZM36 53H37V52H36ZM38 53H39V52H38ZM42 53H43V52H42ZM44 53H45V52H44ZM122 53H123V54H122ZM176 53H177L178 55H176ZM212 53L214 54V52H212ZM215 53H216V51H215ZM12 54L14 55L13 57H12ZM17 54H18V55H17ZM23 54H24V52H23ZM46 54H48V53H46ZM128 54H129V55H128ZM136 54H137V55L139 54L140 56H139V55L137 56ZM213 54H212V55H213ZM125 55H126V54H125ZM164 55H165L166 57H165ZM172 55H174L175 57H173ZM196 55H197V56H196ZM212 55L210 56V57H211V58H210L211 60H212ZM215 55H216V54H214V56H215ZM5 56H4V57H5ZM36 56H37V55H36ZM133 56H134V57H133ZM136 56L139 57L140 59L137 58ZM141 56H143V58H142ZM148 56H149L152 60H151ZM177 56H178V57H177ZM188 56H190V57H188ZM214 56H213V60H215V59H214V58H215ZM0 57H2V56H0ZM24 57H26L27 59L25 60ZM157 57H156V58H157ZM167 57H168V58L170 57V58H169V59H165V58H167ZM171 57H173L174 59L172 58L173 60H170ZM35 58H36V57H35ZM45 58H44V59H45ZM47 58H49L48 55H47ZM122 58H124V57H122ZM134 58H135V59H134ZM186 58H187V59H186ZM190 58H191V59H190ZM196 58H195V59H196ZM198 58H199V57H198ZM198 58H197V59H198ZM19 59H20L22 62H21ZM23 59H24V60H23ZM49 59H50V58H49ZM129 59H128V60H129ZM149 59H150V61H148ZM185 59H186V60H185ZM195 59H193V60H195ZM7 60H9V61L7 62ZM31 60H32V59H31ZM39 60H38V61H39ZM126 60H127V59H126ZM183 60H184V61H183ZM193 60L191 61V63H192V62H195V61H193ZM211 60H210V61H211ZM13 61H12L11 65H12V64L14 65V62H13ZM119 61H120V60H119ZM122 61L124 62V64H125L126 67H129V66H127L128 64L126 65V62H127V61L125 62L124 60H121L120 63H121ZM165 61H164V62H165ZM167 61H168V62H167ZM174 61H175V62H174ZM182 61H183V62H182ZM185 61H187V62H185ZM208 61H209V60H208ZM17 62H18V64H19V63H21V64L18 65ZM24 62H26V64H28L29 68H27V66H25L26 64H25ZM28 62H29V63H28ZM109 62H108V64H109ZM123 62H122V64H123ZM129 62H128V63H129ZM156 62H158L157 59L155 60V63H156ZM164 62H163V63H164ZM176 62H177V63H176ZM184 62H185V64H184ZM36 63H37V64H36ZM42 63L45 65V66H43V67H47V68H48V69H47V68H44L45 70L47 69L46 72L42 69V67H41V69H42L41 71H40V70H35V71H34V69L40 68V66H42ZM45 63H46V62H45ZM49 63H50V64H49ZM116 63H115V64H116ZM148 63H149V65H148ZM168 63H169V65H168ZM189 63H190V62H189ZM208 63L210 64L211 62H208ZM38 64H40L39 67H38ZM158 64H159V62L156 63V64H154V65L157 66ZM21 65L23 66V68H22ZM147 65H148V66H151V70L148 69V71L151 72V73H150L151 76H150L149 74L146 73V71H147L146 68L148 67ZM180 65H181V66H180ZM210 65H211V64H210ZM16 66H17V67H16ZM20 66H21L22 69H20ZM35 66H36V68H35ZM125 66H124V68H125ZM146 66H147V67H146ZM25 67L27 68V70L30 69L29 72H27V70L25 69ZM88 67H89V66H88ZM105 67H106L107 69H106ZM108 67H110V70H112V69L115 70V71H113V72L111 71V72H112V76H111V74H109L110 72H108V71H109V68H108ZM120 67H121V66H120ZM120 67H119V68H120ZM122 67H123V65H122ZM154 67H155V66H154ZM188 67H190V66H188ZM188 67H186V68H182V69H183V70L186 69V70L188 71V69H187ZM111 68H112V69H111ZM148 68H150V67H148ZM152 68H153V69H152ZM24 69H25V71H26V74L23 75V78H22L23 80H22V82H20L21 80L19 81V79H20L21 77H20L19 74L24 73V72H25ZM31 69H32V71H31ZM88 69H89V68H87V70H88ZM90 69L92 70L91 67H90ZM156 69L158 70V72H157ZM22 70H23V71H22ZM91 70H90V71H91ZM107 70H108V71H107ZM119 70H120V69H119ZM123 70H124V69H123ZM123 70H120V71H122V72L119 71V72L121 73L120 75L124 74V71H123ZM145 70H146V71H145ZM152 70H153V71H152ZM178 70H179V72L182 71L181 69H178ZM180 70H181V71H180ZM37 71H38V72H37ZM43 71H44V72H43ZM48 71H49V70H48ZM80 71H83V73L80 72ZM105 71H107L108 73L105 72ZM168 71H169V72H168ZM174 71H175L176 74L173 73ZM187 71H183V73L187 74V73H188ZM15 72H16V73H15ZM36 72H37V73H36ZM39 72H41V73L39 74ZM91 72H92V71H91ZM103 72H105V73H103ZM119 72L116 73V74H117L116 76L121 77L120 75H118ZM14 73H15V74H14ZM28 73H30V75H28ZM43 73H44V74H43ZM81 73H82V74H81ZM93 73H95V72H92V74H93ZM102 73H103V74H102ZM138 73H139V75H138ZM181 73H182V72H181ZM13 74H14V75H13ZM32 74H33V75H36V76H37V74H39V75L37 76V78H35V76H32ZM41 74H43V76H42ZM70 74H71V75H70ZM78 74H80V75H78ZM85 74H86V75H85ZM92 74L90 75L91 78H93V76L95 75V74H94V75H92ZM108 74L110 75V77L108 76ZM126 74H127V75H126ZM169 74H171V75H169ZM174 74L176 75V78L173 77V76H175ZM2 75H3V76H2ZM11 75H12V76H11ZM15 75H16L17 77H16ZM27 75H28V77H27ZM72 75H73V76H72ZM114 75H115V74H114ZM145 75H147V77H146ZM148 75H149L150 77H149ZM158 75H159V76H158ZM187 75H188V74H187ZM189 75H190V76H194V75L196 76L197 74L191 73V74H189ZM5 76H6V78H5ZM21 76H22V75H21ZM40 76H41V77H40ZM46 76H47V75H46ZM81 76H82V77H81ZM106 76H108V77H107V78L109 79L108 81L105 80ZM141 76H142V78H141ZM180 76H181V75H179V77H180ZM190 76H186V78L182 79L183 83L185 82L184 85L186 84V80H188V78H189ZM24 77H25V78H24ZM43 77H44V79H47V80H42ZM71 77L69 78V80H70V82H72L73 84H71V89H70V90H72V89L75 87V90H76V91H80V92H81L80 88H79V87H76V86L78 85V84H77L78 81L75 82ZM95 77H94V78H95ZM103 77H104V79H103ZM124 77L127 78V81H126V79H124ZM128 77H130V78H129L130 80H131V78H132V79L134 78V79H133L134 82H133L132 84H131V82H132L133 80H132V81H130V80L128 81ZM151 77H152L153 80L156 78V81H157V80L159 81L158 78H160V81H162V82H160V84L162 83L161 85H163V83H166V84H164L163 86H161V85H159L158 81H157V82L154 81L156 84H153L154 82H151V81H152ZM157 77H158V78H157ZM187 77H188V78H187ZM197 77L199 78L198 75H197ZM14 78H15V81H11V80H13ZM17 78H19V79H17ZM33 78H35V79H33ZM88 78H89V76H88ZM110 78H111L113 81H111L110 83H108V82L110 81ZM136 78H137L138 80H137ZM144 78H146V79H144ZM148 78H150L151 80H149ZM161 78H162V80H161ZM164 78H166V79H164ZM168 78H169V79L171 78V80H172V78H173V79H174L173 81H176V82H178V83L175 84L176 82L174 83V82L172 81L171 84H168V83H170V81H171V80L169 81ZM198 78H197V79H198ZM209 78H210V76H209ZM167 79H168V80H167ZM192 79H193V78H192ZM192 79L189 78V83H190V81H191ZM194 79H195V77H194ZM206 79H208V78H206ZM206 79H205V80H206ZM210 79L212 80V77H211ZM210 79H209V80H210ZM36 80H37V82H36ZM38 80H39V81H38ZM41 80H42L43 82L45 81V83L43 84V82H42ZM104 80H105V82L107 81L106 84H108V87L105 86V87H102V88H107V90L102 89V88L100 87V90H101V91L99 90L100 93L98 92L99 94L97 93V96H96V92H94V91H96V89L93 90V89H91V87H92V86H93L92 88L96 87L97 90H98V89H99L98 86H104V85H105V84L103 85ZM135 80H136V81H135ZM163 80H166L167 82H166V81L163 82ZM198 80H199V79H198ZM198 80H195V82L198 81ZM205 80L202 81V82L205 83ZM209 80H208V81L206 80V82H207L206 84H209ZM211 80H210V81H211ZM1 81H0V83H1ZM25 81H26V80H25ZM27 81H28V80H27ZM90 81H91V82L94 81L95 84H93V83H94V82H93V83H92L93 85L91 86ZM99 81H101V82H99ZM146 81H147V82H146ZM148 81H149V82H148ZM168 81H169V82H168ZM193 81H194V80H193ZM200 81H201V78H200L199 82H200ZM13 82L15 83L14 85H13ZM17 82H18V83H17ZM150 82H151V83H150ZM191 82H192V81H191ZM195 82H193V83H195ZM211 82H213V81H211ZM74 83H76L77 85L74 84ZM80 83H81V84H80ZM118 83H119V82H118ZM128 83H130V84H128ZM157 83H158V85L160 86V89H159V87H158V89H157L158 91L156 90V86H158ZM187 83H188V82H187ZM189 83H188V84H189ZM17 84H18L19 86H17ZM34 84H35V85H34ZM41 84H43V85H41ZM173 84H175V85H173ZM206 84H200L201 86L198 85V87H199V86L202 87V85L204 86V85H206ZM0 85H1V84H0ZM2 85H1V86H2ZM11 85H12V86H11ZM23 85H24V84H23ZM73 85H75V86H73ZM89 85H88V86H89ZM118 85H119L120 87H119ZM128 85H129V86H128ZM139 85H140V86H139ZM192 85H193V84H192ZM195 85H196V84H195ZM195 85H194V86H195ZM16 86H17V87H16ZM21 86H22V84H21ZM181 86H182V85H181ZM189 86H190V85H189ZM194 86H193V88H192V86L189 87V89H190V91H189L190 93H189V94L186 92V90H187V89H185L186 86H185L184 88H181L180 86H179L180 88H179L178 86H177V87H178V89H181V90L185 89L186 95H184V96L187 97V94H188V96H189L188 98H189L191 101H190V100H186V99H188V98H186V97H185V99H183L184 97H183V98L181 97V94L184 93V91H183V92L181 91V94H180V98H182L183 101L186 100V102H185L186 104L189 103V102H191L190 104H192V102L194 101V102H193V103H194L193 105H195V106H199V105H201V104H200L201 102H203V101H206V102H207V100L210 98V95H208L209 92L206 90V88L204 89V90H206V92H204V90H203V91L201 90L202 88H199V89H198L197 86H195V87H194ZM211 86H213V83H211V85L209 84L208 87L210 88ZM11 87H12V88H11ZM13 87H14V88H13ZM34 87H35V88H34ZM86 87H87V86H86ZM118 87H119V88H118ZM137 87H138L139 89H136ZM187 87H188V86H187ZM196 87H197V88H196ZM206 87H207V86H206ZM208 87H207V89H208ZM194 88H195V89H194ZM203 88H204V87H203ZM5 89H6V90H5ZM13 89H14V91H12ZM38 89H39V90H38ZM77 89H78V90H77ZM151 89H152V90H151ZM162 89L164 90V88H162ZM192 89H193L194 91H192ZM196 89H197V90H196ZM18 90H19V89H18ZM18 90H17V93H19ZM88 90H92L94 93L91 92V91H90L91 93H89ZM102 90H103V91H102ZM120 90H121V91H120ZM198 90H200V92H199ZM0 91H1V90H0ZM7 91H8V90H7ZM11 91H12V92H11ZM29 91H30V93H29ZM37 91H38V92H37ZM41 91H42V92H41ZM46 91H47V88H46ZM46 91L44 90V92H43V96L46 95V94L44 95V93H46ZM127 91H128V90H127ZM144 91H145V92H144ZM187 91H188V90H187ZM209 91H211V89H210ZM33 92H34V93H33ZM40 92H41V93H40ZM69 92H70V91H69ZM80 92H79V93H80ZM113 92H114V93H113ZM121 92H122L123 94H122ZM133 92H134V93L137 92V93L134 94ZM149 92H150V93H149ZM193 92H194V93H193ZM212 92H213V91H212ZM212 92L210 93L211 95H212ZM1 93H2V92H1ZM6 93H7V92H6ZM6 93H5V94H6ZM17 93H16V96H15L16 98H17V95H18ZM20 93H19V94H20ZM28 93H29V94H28ZM37 93H39V94H37ZM92 93H93V94H92ZM103 93H104V94H103ZM142 93H143V94H142ZM148 93H149V94H148ZM154 93H155V94H154ZM163 93H164V92H162V94H163ZM166 93H168V92L166 91ZM166 93H164V94L167 95ZM198 93H199V94H198ZM30 94H31V95H30ZM68 94H67V95H68ZM118 94H119V95H118ZM124 94H127V95H124ZM140 94H141V95H140ZM144 94H145V95H144ZM162 94H161V95H162ZM164 94H163V95H164ZM184 94H185V93H184ZM190 94H192V95H191V98H190ZM193 94H194V95H193ZM197 94H198V95H197ZM22 95H23V96H22ZM32 95H33V96H32ZM92 95H93V96H92ZM101 95H102V96H101ZM120 95H121V96H120ZM133 95H135V96L132 97ZM143 95H144V96H143ZM163 95H162V96H163ZM165 95H164V96H165ZM200 95H201V96H200ZM2 96H6V95H2ZM2 96H0V97H1V98H0V100H1V106H0V120H1L2 118H3V119L5 118V120H6V119H7V118H6V114H7V113L4 114L3 112H4V111L7 112V110H4V104H3L4 102H3V100H5V98H2ZM9 96H11V95H9ZM9 96H8V98H9ZM19 96H20V95H19ZM19 96H18L19 99H15V100H17L18 102H19V100H20V97H19ZM31 96H32V97H31ZM37 96H39V98H38ZM72 96H71V97H72ZM75 96H74V98H77V97H75ZM91 96H92V98L95 96V99H94V98L92 99ZM142 96H143L144 98H143ZM145 96H147V97H149V98H147V97H145ZM162 96H160V97H161L160 100H163V98H165L164 96H163V98H162ZM15 97H14V98H15ZM96 97H97V98H96ZM114 97H115V98L117 97V98H116V101H117V102L115 101V102H116V105H113L114 102L112 103ZM193 97H194V98H193ZM196 97H197V98H196ZM12 98H13V97H12ZM72 98H73V97H72ZM89 98H90V99H89ZM135 98H136V99H135ZM178 98H179V96H178ZM192 98L194 99L193 101H192ZM2 99H3V100H2ZM97 99H98V100H97ZM119 99H120V100H119ZM144 99H146V100H144ZM203 99H204V100H203ZM10 100H11V103L14 102V99L12 100V99L10 98ZM21 100H22V99H21ZM24 100H22L21 102H23ZM32 100H33V101H32ZM114 100H115V99H114ZM133 100H134V101H133ZM152 100H153V99H152ZM179 100H180V99H179ZM5 101H7V97H6V100H5ZM12 101H13V102H12ZM31 101H32V103H31ZM146 101H147V102H146ZM155 101H156V100H155ZM187 101H189V102H187ZM7 102H10L9 99H8ZM15 102H16V101H15ZM15 102H14V103H15ZM18 102H16V103H18ZM21 102H20V104H21ZM73 102H74V103H73ZM121 102H122V103H121ZM143 102H144V103H143ZM149 102H150V100H149ZM177 102L179 103L178 99H177ZM16 103H15V104H16ZM77 103H78L79 105H78ZM150 103H151V102H150ZM152 103H155L154 100H153ZM156 103H157V102H156ZM180 103H181V102H180ZM180 103H179V104H180ZM182 103H184V102H182ZM182 103H181V105L183 106ZM195 103H198V104H195ZM203 103H205V102H203ZM5 104H6V105H5V108H6V107L8 108L7 105H9L10 103H9V104L5 103ZM76 104H77L78 106H76ZM142 104H143V105H142ZM2 105H3V107H2ZM105 105H106V106H105ZM112 105L114 106L113 108L111 107ZM149 105H150V104H149ZM187 105H188V104H187ZM67 106H68V107H67ZM145 106H146V105H145ZM147 106H148V105H147ZM184 106H185V105H184ZM138 107H139V108H138ZM189 107H191V106H189ZM193 107H194V106H193ZM1 108H2L3 110H2ZM26 108H27V109H26ZM80 108H78L77 110L79 111ZM95 108H96V109H95ZM145 108H146V107H145ZM182 108H183V107H182ZM32 109H33V111H32ZM114 109H115V113H116V114H113L114 111L112 112V110H114ZM137 109H138V110H137ZM184 109H185V111H186V110H187V111H188V110L191 111L190 108L188 109V108H186V106L184 107ZM1 110H2V111H1ZM94 110H96V113L94 112L96 115L94 114V116H97L98 118H97V117L94 118V116H93V114H92ZM36 111H37V112H36ZM62 111H61V113H62ZM71 111H72V112H71ZM82 111H84V113L86 112L85 110H81V111H79V113H81V115L83 114ZM34 112H35V113H34ZM66 112H67V113H66ZM160 112H164V111L162 110V111H160ZM165 112H166V111H165ZM61 113H59V114H61ZM79 113L76 115V117L81 116V115H79ZM88 113L86 112V114H88ZM138 113H139V112H138ZM154 113H155V111H154ZM157 113H158V114L155 115V117L152 116L153 119H155V120L153 121V122H155V123H153V124L155 125V127H152L153 130H151L150 127H148V125H149L150 123H152L151 121L153 120V119H151L152 117L150 118L151 115L148 116V118L151 120V121L148 120V121H149V124L146 125V126L144 125V128L142 127V126H143V125H142V126L140 127L141 129L139 128L140 131L136 130V131H138V132H136V133L141 132V133L139 134L140 136L137 135V136H139L138 139H137V136L135 137V139H137V142H135V143L137 144V146H136V144H134L135 147H137V148L135 149V151H137V149L140 150V154H139V156L141 155V153H143V155H144V154L146 155V154H148V153H151V151H154V150H155V147H156V146L154 147V145H155V144H154V145L152 146V148H154V150H151V145H152V143H153V141L151 142V138H152V140L155 141L154 138H156V137L153 138L154 134H153V135L151 134L152 136L149 135L150 132H149V131L147 132V130L155 131L154 129H157L156 126L158 127V125H160V126L158 127V129H157V130H159V129H160V130H159V131L156 130V131H155V132H156L155 135L157 136V138H156L157 140H158L159 136H161V135L163 136V137H162L163 139H159V141H158L156 144H158V143L160 142V143L162 144L163 147H161V146H160L161 144L159 143L160 145H159V147H158V149H159L158 151L163 150V148L166 147V145H167L166 143H167V141H168L167 139H170V138H171L170 135L173 136L174 138H176V134H173V133H172L173 135L170 134L171 131H172V128L175 126V125H174L175 122H174V123L171 122L173 118H170V119H171V121H170V119H168L169 117H165L166 114H167V116H168V112H166L165 115L162 114V113L159 114V111H158ZM34 114H35V115H34ZM73 114H71V115H73ZM86 114H85V115H86ZM133 114H134V116H133ZM135 114H136V115H135ZM141 114H142V113H141ZM3 115H5V116H3ZM62 115H61V116H62ZM78 115H79V116H78ZM83 115H84V114H83ZM114 115H115V116H114ZM118 115H119V116H118ZM152 115H154V114H152ZM163 115H164V118H162ZM170 115H171V114H170ZM86 116H88V115H86ZM90 116H91V117H90ZM156 116H158V117H156ZM171 116H172V115H171ZM27 117H28V118H27ZM35 117H36V116H35ZM58 117H59V116H56V119H59ZM72 117H73V116H72ZM83 117L85 118V116H83ZM83 117L81 116V118H83ZM113 117H114V121H111V122H110L109 120H111V119L113 120ZM115 117H116V119H115ZM131 117H132V118H131ZM159 117H161V118H159ZM173 117L175 118V120H176L177 118H178V119L180 118L179 116H176V115H174ZM176 117H177V118H176ZM182 117H183V116H181V118H182ZM26 118H27V121H28V122L26 121ZM79 118H80V117H79ZM86 118H87V117H86ZM88 118H87V119H88ZM96 118H97V120H96ZM137 118H139V116H137ZM24 119H25V121H24ZM94 119H95L96 123H95ZM178 119H177L176 121H178L179 123H175V124H180L181 121L178 120ZM183 119H184V118H183ZM183 119H182V120H183ZM15 120H16V121H15ZM62 120H64V121H62ZM73 120H74V121H73ZM158 120H159L160 122H159ZM161 120H162V121H161ZM167 120H168V121H167ZM175 120L173 119V121H175ZM55 121H56V120H55ZM80 121H82V119L79 120V123H80ZM92 121H93V122H92ZM130 121H132V122H130ZM166 121H167L168 123H167ZM169 121H170V122L172 123V125H174V126L170 125L171 128H170V127L166 128V127L168 126V125H166V123L169 124ZM58 122H56V123H58ZM70 122H71V123H70ZM109 122H110V124H111V123H112V124L110 125ZM53 123H54V122H53ZM87 123H88V124H87ZM156 123H157L158 125H157ZM181 123H182V122H181ZM73 124H75V125L77 124V128H75L76 126L73 125ZM19 125H20V124H19ZM83 125H84V126H83ZM126 125H127V126H126ZM130 125H131V124H130ZM154 125H152V126H154ZM163 125H164V126H163ZM65 126H66V127H65ZM74 126H75V127H74ZM89 126H90V125H89ZM262 126H263V125H262ZM73 127H74L75 129H74ZM145 127H147V129H146ZM162 127H164V128H162ZM6 128H5V130H7ZM68 128H69V129H68ZM87 128H88L89 130H88ZM142 128L145 129L144 134H143V129H142ZM161 128H162L163 130H164L165 128H166V129H169V130L171 129L170 131L167 130L168 132H170L169 135H168V132H165L166 130L164 131V134L166 133L165 136L168 135V136H167L168 138L166 137V139H165V140H167V141L164 140L165 136L163 135V133L161 134V132H162V131H161V130H162ZM0 129H2V128L0 127ZM53 129H54V128H53ZM85 129H87V130H85ZM2 130H4V129H2ZM5 130H4L3 132H5ZM76 130H75V131H76ZM79 130H78V131H79ZM121 130H122V131H121ZM141 130H142V131H141ZM53 131H54V130H52V127H51V131H50V133H52ZM87 131H88V132H87ZM89 131H90V132H89ZM92 131H94V132L92 133ZM114 131H113V133H114ZM3 132H2V133H3ZM83 132H84V133H83ZM110 132H111V133H110ZM145 132H146V133H145ZM155 132H154V133H155ZM6 133H5V135H6ZM50 133H49V135H51ZM70 133H71V134L73 133V134L70 135ZM106 133H107L108 135H107ZM115 133H116V134H115ZM115 133H114L115 135H118V134H117V131H116ZM125 133H127V132H125ZM52 134H53V133H52ZM58 134H59V135H58ZM79 134H80V135H79ZM157 134H159V135H157ZM0 135H1V134H0ZM2 135H3V134H2ZM60 135H61V136H60ZM67 135H68V136H67ZM69 135H70L72 138H70ZM112 135H113V134H112ZM115 135H114V137H115ZM121 135L123 136L124 134H120V135H118V136H120V138H118V137H115L116 139H115L114 137H113V138H114L115 140H117V138H118V140L123 139L124 142H125V140L127 141L128 139H130V138L126 137V136L129 135V133L126 134V136H125L126 138H125V139H124V137L121 138V137H122ZM148 135H149V136H148ZM51 136H52V135H51ZM57 136H58V137H57ZM62 136L65 137L66 140H65ZM85 136H86V137H85ZM131 136H132V135H131ZM150 136H151V137H150ZM178 136H179V135H178ZM16 137H17V138H16ZM61 137H62V138H61ZM103 137H104V138H103ZM18 138H19V140H18ZM49 138H50V137H49ZM68 138H70L71 140L68 139ZM113 138H112V139H113ZM160 138H161V137H160ZM174 138H171V139H174ZM11 139H9V140L11 141ZM14 139H13V140H14ZM78 139H79V140H78ZM114 139L111 140V141H108V142H110L111 144H113ZM132 139H133V138H132ZM176 139H179V137H177ZM0 140L2 141V137L0 138ZM7 140H6V141H7ZM53 140H55V141H53ZM67 140H70V141H69L70 144H71L72 141L75 142V143H78V144H76V147H78V148H76L75 151H74L73 149L75 148V145H73V148L71 147L72 150H70V149L68 148L69 145L67 144ZM77 140H78V142H77ZM80 140H81V141H80ZM82 140H83V141H82ZM138 140H139V141H138ZM157 140H156V141H157ZM161 140H164V141L161 142ZM56 141H57L58 143H57ZM60 141H61V142H60ZM112 141H113V142H112ZM131 141H134V139L131 140ZM131 141L129 140V142H131ZM156 141H155V142H156ZM73 142H72V144H73ZM79 142L81 143L82 148H80V144H79ZM99 142H100V143H99ZM108 142H107V143H108ZM4 143H5V144H4ZM59 143H60L61 145H60ZM62 143H63V144H62ZM64 143L67 144L68 146L65 145ZM110 143H109V144H110ZM118 143H119V141H118ZM131 143H132V142H131ZM133 143H134V142H133ZM149 143H151L150 146H149ZM16 144H17V143H16ZM19 144H20V146H19ZM54 144H56V145H58V146H56V145H54ZM126 144H127V142H126ZM138 144H139V145H138ZM12 145H13V146H12ZM22 145H23V144H22ZM46 145H47V146H46ZM63 145L65 146V148L63 147ZM78 145H79V146H78ZM83 145H84V146H83ZM14 146H16L17 149H16V147H14ZM18 146H19V148H18ZM103 146H104V147H103ZM13 147H14L15 149H14ZM56 147H59V149H60V147H61V149H60V150H61V154H60V150H57L58 152L56 151V153H55V158H54V152H53V153H51V152H52V150H53L54 148H55V149H58V148H56ZM66 147H67V148H66ZM69 147H70V146H69ZM149 147H150V148H149ZM160 147H161L162 149H160ZM4 148H5V147H4ZM36 148H35V150H36ZM41 148H39V149H41ZM79 148H80V150H78ZM83 148H85V149H83ZM100 148H101V149H100ZM31 149L34 151V154H35V155L32 153L33 155L31 156V154H30V153H31V152H30ZM55 149H54V150H55ZM81 149H82V150H81ZM5 150L8 152L7 149H5ZM23 150H24V149H23ZM25 150H24V151H25ZM42 150H40V151L37 150V151H39L38 154H40L41 152H43ZM102 150H103V151H102ZM106 150H105V151H106ZM108 150H109V149H108ZM139 150H138V151H139ZM146 150H148V153H144ZM156 150H157V148H156ZM16 151H17V152H16ZM18 151H19V152H18ZM48 151L51 153V155L53 156L54 159L49 158V157H50V153H48ZM70 151H71V152H70ZM73 151H74V153H73ZM76 151H78L79 153H76ZM81 151H82L83 153H81ZM21 152L23 153L22 156H21V154H19V153H21ZM29 152H30V153H29ZM65 152H66V157H65ZM98 152H99V153H98ZM106 152L109 153L108 151H106ZM106 152H105V154H106ZM110 152H111V151H110ZM146 152H147V151H146ZM9 153H8V154H9ZM44 153H42V154H44ZM68 153H70V154H68ZM72 153H73L74 155L76 154V156L74 157V155H73ZM103 153H102V154H103ZM111 153H113V156L110 154V157H113V159H114V158H115L114 155H116V154H115V152H113V151H112ZM134 153H135V152H134ZM136 153H138V152H136ZM17 154H19V156H21V157L18 158ZM56 154H57V155H56ZM62 154H63V155H62ZM79 154H80V155H79ZM81 154H82V155H81ZM105 154H103V156H102V157L100 156L99 158L102 159V160H104V159H108L109 156H108V155L105 156ZM261 154H262V152H261ZM24 155H25V157H24ZM68 155H70V156L68 157ZM259 155H260V154H259ZM263 155H264V152H263ZM263 155H262V158H261V156H259V158H260V160L263 159V162H264V157H263ZM16 156H17L18 159L16 158ZM43 156H42V157H43ZM52 156H51V157H52ZM61 156H63V157H61ZM22 157H24V158L22 159ZM80 157H81V158H80ZM103 157H106V158H103ZM14 158H15L16 160H15ZM25 158H26V159H25ZM30 158H31V159H30ZM46 158H45V159H46ZM72 158H73V159H72ZM91 158H92V159H91ZM40 159H41V158H39L38 160H40ZM49 159H51V160H49ZM71 159H72V160H71ZM96 159H98V158H96ZM100 159H99V161H102V160H100ZM111 159H112V158H111ZM113 159H112V161L115 162ZM7 160H8V159H7ZM14 160H15V161H14ZM19 160H20V162H19ZM30 160H32L33 162L30 161ZM38 160H36V161L38 162ZM43 160H44V157H43ZM67 160H68V161H67ZM73 160H74V162H73ZM84 160H86V161H84ZM41 161H42V160H41ZM44 161H45V160H44ZM91 161H90V162H91ZM109 161H110V160H109ZM17 162H18V163H17ZM31 162H32V163H31ZM113 162H112V164H114ZM38 163H39V162H38ZM40 163H42V162H40ZM43 163H46V162H43ZM70 163H71V164H70ZM72 163H73V164H72ZM82 163L85 164V167H86L87 170L85 169V167H84V165H83ZM109 163H111V161H110ZM233 163H234V164H233ZM9 164H8V165H9ZM66 164H67V165H66ZM76 164H77V165H76ZM90 164H92V165L94 166L95 163H90ZM100 164H101V163H100ZM100 164H99V165H100ZM112 164H110V166H111ZM115 164H116V162H115ZM231 164H232V166L230 165V169H231V167L233 168V166H234L235 164H236L235 166L237 167V162L235 163L234 160L232 161ZM10 165H9V167H10ZM22 165H23V166H22ZM26 165H27L28 168L26 167ZM46 165H45V166H46ZM92 165H91V166H92ZM99 165H98V166H99ZM31 166H30V168H31ZM38 166H39V165L36 164V169L38 168ZM50 166H51V167H50ZM93 166L90 167V170H92V168H94ZM95 166L97 167V165H95ZM102 166H103V164H102ZM11 167H10V168H11ZM22 167H23V169H22ZM34 167H33V168H34ZM83 167H84V168H83ZM96 167H95L96 170L100 169V168L97 169ZM114 167H115V166H114ZM33 168L31 169L32 171H30V169H29V172H27V173L30 174V176H33V174L31 175V173L34 172V171H33V170H34ZM68 168H69V169H68ZM105 168H107V167H105ZM108 168H109V167H108ZM110 168H111V167H110ZM234 168H235V167H234ZM234 168H233V170L231 169V170H229V171H234V173H235L237 170H236V169L234 170ZM263 168H264V167H263ZM263 168L260 170V171H261V174H262V172H263ZM111 169H112V170L114 169L113 166H112ZM117 169H118V170H117ZM128 169H129V168H128ZM13 170H14V169H13ZM17 170H14V171H17ZM72 170H73V171H72ZM82 170H83V172H82ZM112 170H110V171H112ZM114 170H115V169H114ZM119 170H120V168L116 167V170H115V171H119ZM25 171H26V172H25ZM36 171H37V170H36ZM79 171H80V172H79ZM102 171H103V170H102ZM115 171H112V172H113V175H114V173H115L116 176H117L119 173L117 174ZM122 171H123V170H122ZM122 171H121V172H122ZM229 171H228V172H229ZM30 172H31V173H30ZM68 172H69V173H68ZM77 172H78L79 174H78ZM89 172H90V171H89ZM93 172H94V171H93ZM104 172H105V169H104ZM107 172H108V171H107ZM119 172H120V171H119ZM132 172H133V173H132ZM228 172H227V174L230 173V172H229V173H228ZM21 173H22V174H21ZM49 173H50L51 175H48ZM72 173H73V174H72ZM76 173H77L78 175H77ZM81 173H82V174H81ZM95 173L97 174L96 171H95ZM95 173H94L93 175H96ZM131 173H132V174H131ZM234 173H233V175H234ZM29 174H28V175H29ZM34 174H36V172H35ZM106 174H107V173H106ZM106 174H104L105 177H106ZM123 174H124V173H123ZM231 174H232V173H231ZM231 174L228 175V178L231 176ZM263 174H264V172H263ZM23 175H24V174H23ZM75 175H76V176H75ZM79 175H80V176H79ZM81 175H82V176H81ZM87 175H88V176H87ZM89 175H90V176H89ZM113 175H112V176H113ZM131 175H132V176H131ZM235 175H237V172H236ZM24 176H25V175H24ZM30 176H29V177H30ZM35 176H36V175H35ZM35 176H34V177H35ZM70 176H71V177H70ZM73 176H75V177H73ZM77 176H78V177H77ZM83 176H84V177H83ZM96 176H97V175H96ZM226 176H227V175H226ZM26 177H28V176H26ZM50 177H51V179H50ZM81 177H82L83 179H82ZM103 177H104V176H103ZM123 177H124V178H123ZM233 177H234V176H233ZM235 177H236V176H235ZM235 177H234V178H235ZM36 178H39V177H36ZM45 178H44V179H45ZM70 178H71V179H70ZM79 178H80V181H81V182L78 180ZM90 178H91V177H90ZM90 178H89V179H90ZM98 178H99L100 180H99ZM216 178H218V176H217ZM236 178H237V177H236ZM260 178L262 179L263 177L260 176ZM26 179H27V178H26ZM31 179H32V177H31ZM39 179H40V178H39ZM42 179H43V178H42ZM67 179H68V180H67ZM74 179H75V180H74ZM123 179H124V180H123ZM224 179H225V177H224ZM224 179H223V181H224ZM230 179L233 180L232 178H230ZM32 180H36V179L34 178V179H32ZM32 180H31V181H32ZM37 180H38V179H37ZM76 180H77V181H76ZM93 180H94V179L91 178V181H93ZM119 180H120L121 182H120ZM122 180H123V181H122ZM217 180H218V181L220 180V176H219V179H217ZM231 180H230V181H231ZM38 181H39V180H38ZM58 181H59V182H58ZM100 181H101V183H100ZM225 181H226V184H228V183L230 182V181L227 179V177H226ZM225 181H224V183H225ZM228 181H229V182H228ZM236 181H237V179H236L235 181L233 180V186L230 185V186H228L229 188L226 186V184L224 185V187H226V188H224V190L227 192L228 190H226V189L228 188V189H230V191H228L227 193H225V191H224L223 193H224L225 196L227 197L226 194H229V192H231V193H230V196H231L230 199H233V200H234V197L237 196V195H242L243 197H245V196H246V190H247V189L250 190V188L248 187V188H243V190L239 189V190H240V192H239L238 189L235 188V187H237L236 184H235ZM29 182H30V180H29V178H28V183H29ZM82 182H83V183H82ZM94 182H96V180H95ZM94 182H93V184L95 185ZM122 182H123V183H122ZM227 182H228V183H227ZM31 183H32V182H31ZM37 183H39V182H37ZM52 183H53V184H52ZM89 183H90V181H89ZM104 183H105V184H104ZM107 183H108L109 185H111L110 187H112V189L114 188L112 191H110L111 188H108L109 185H108ZM111 183H112V184H111ZM114 183H115V184H114ZM221 183H223V182L221 181ZM224 183H223V184H224ZM230 183L232 184V181H231ZM51 184H52V185H51ZM71 184H72V185H71ZM39 185H40V186H39ZM43 185H44V186H43ZM50 185H51V186H50ZM82 185H83V186H82ZM102 185L105 186V187H102ZM106 185H107L108 187H107ZM228 185H229V184H228ZM254 185H255V184H254ZM254 185H253L252 187H253V189H256V186H254ZM25 186H24V187H25ZM117 186H118V187H117ZM231 186L234 187V189H232ZM66 187H68V188H66ZM93 187H94V189H93ZM99 187L102 188V189L100 190ZM254 187H255V188H254ZM82 188H83V189H82ZM85 188H86V189H85ZM96 188H97V189H96ZM237 188H238V187H237ZM27 189H26V190H27ZM77 189H78V190H77ZM81 189H82V190H81ZM106 189H107V190H106ZM20 190H22L23 193L20 192ZM103 190L106 191V192H104ZM231 190H232V191H231ZM77 191H79V192L81 191L80 194H82V195H81L82 197H78V198H76V197H77V193H78ZM84 191H85V192H84ZM13 192H14V193H13ZM72 192H73V193H72ZM132 192H133V194H132ZM234 192H235V193H234ZM236 192H237V194H236ZM75 193H76V194H75ZM84 193H85V194H84ZM238 193H239V194H238ZM240 193H241V194H240ZM74 194H75L76 197H74ZM224 194H223V195H224ZM18 195H19V194H18ZM134 195H135V196H134ZM221 195H222V194H221ZM54 196H55V197H54ZM59 196L62 197V198H60ZM78 196H79V195H78ZM86 196H87V197H86ZM92 196H93V197H92ZM95 196H96V197H95ZM106 196H107V197H106ZM110 196H111V197H110ZM133 196H134V197H133ZM225 196H224V197H225ZM230 196L228 195V197H230ZM11 197H12V198H11ZM72 197L75 198V199H73ZM89 197L92 198V201H91V198H89ZM94 197L96 198L95 200H94ZM212 197H213L214 201H216V198H217V197H215V198H214V196H212ZM212 197H211V200H213ZM218 197H219V195H218ZM220 197H222V196H220ZM220 197H219V198H220ZM7 198H8V199H7ZM13 198H14V199H13ZM44 198H45V199H44ZM49 198H50V200H51V198H52V200H51L50 203H49V200H47V199H49ZM69 198H70V199H69ZM81 198L83 199V202H82V199H81ZM87 198H89L90 201H89ZM6 199H7L8 201H7ZM53 199H54V200H53ZM79 199H80L81 202L79 201ZM86 199H87L89 202H88ZM209 199H210V198H209ZM5 200L7 201L6 203H4ZM46 200H47V201H46ZM60 200H61V201H60ZM93 200H94V201H93ZM110 200H111V201H110ZM211 200H210V201H211ZM217 200H218V199H217ZM245 200H246V199H245ZM18 201H19V200H18ZM59 201H60V202H59ZM76 201H77V202H76ZM108 201H109V202H108ZM137 201L140 203V205H139V203H138ZM43 202H44V203H43ZM45 202H46V203L48 202L47 205H46ZM52 202H54V203L52 204ZM90 202H94V203L96 202V204L99 203L101 206H100L99 204H97V205H99L100 207L97 206V205H94V204H93V206H94L95 208L89 209V207H90L89 205L92 204V203H90ZM110 202H111V203H110ZM141 202H142V201H141ZM208 202H209V200L205 202V206L207 205ZM239 202H240V203H238L237 207H240V206H241V202H242V201H239ZM16 203L18 204L19 202H16ZM117 203H118V204H117ZM210 203H212V204L215 205V207H216V204H214V203H216V202L213 203V201H212V202H210ZM210 203H209V206H212ZM38 204H39V206L41 205V207H39V209L37 208V205H38ZM80 204H81V205H80ZM109 204H110V205H109ZM242 204H243V202H242ZM42 205H44V206H42ZM45 205L48 206V207H45ZM59 205H60V206H59ZM106 205H108L109 207H108V206L106 207ZM118 205H120V206H118ZM4 206H3V209L5 208ZM50 206H51V208H53L54 206H55V208H58V209L53 208V210H57V212H58V214H56L57 212H55V214H56L55 218L53 217V216L55 215L54 212H53V210H51L52 212L48 211V209H50ZM91 206H92V205H91ZM8 207H6V208H8ZM44 207H45V209H40V208H44ZM84 207H85V208H84ZM97 207L100 208V209H98V211L100 210L101 212L104 211V209H106V210L108 209V210L106 211V213L110 211V214H109L110 216H109L108 214H107L108 216H106V218L110 217V218H108V219H111V217H112L111 221H110V220L108 221V222H110V223L107 222L108 219H105L106 222L104 221V222L107 223V224H105L103 221H100V220H102V217H101V216H104L103 213H101L102 215L100 214V215H101V216H100L101 218H99V217L97 218V216H99L98 213L95 212ZM112 207H113V208H112ZM119 207H120V208H119ZM144 207H145V208H144ZM6 208H5V209H6ZM90 208H91V207H90ZM109 208H110V210H109ZM116 208H118V209H116ZM207 208H208V205H207ZM207 208L205 207V210H206ZM213 208H214V207H212L210 210H209V208H208L207 211H208L209 213H210L211 211H213V214L216 213L215 210L217 211L218 208H215V210H212ZM113 209H114L115 211H117L118 214H114V212L112 211ZM37 210H36V212H37ZM92 210H95V211H94V212H95V213H94V214H95L94 217H96L95 220H96V219L99 220V221H98V222H100L99 224L97 223V221H96V223L94 222L95 220H94L93 217H92V216L94 215L93 212H91ZM119 210H120V211H119ZM34 211H35V210H34ZM86 211H87V212H86ZM100 211H99V213H100ZM31 212H32V211H31ZM90 212H91V213H90ZM104 212H105V211H104ZM117 212H116V213H117ZM119 212H120V213H119ZM130 212H131V213H130ZM217 212H220V210L217 211ZM233 212H234V210H233L232 213H230V214H225V215H227V217L224 216V215L221 216V215H219V214L216 213L215 215H213V218L211 217L210 220H209V223H208V224H209L210 226H209V225L206 226V224H205V228L208 227V229H206V230H208V231H205V229H203V230H204L206 233H207V232H208V233H207V234L204 233L203 236L206 234L204 239L206 240V238H208V239H207L208 243H209V239H212V238H213V239H215V240L212 239V240H210V242H212V244L215 243V245H219V246H221V248H222V247H223L228 241L231 242V239H230V238H232V237H230V236H232V235H231L232 230H230V228L228 229V226H227L228 223H227V222L229 221V218L231 217V214H233ZM42 213H43V214H42ZM88 213H89V214H88ZM106 213H105V215H106ZM4 214H5V215H4ZM31 214H34V213H31ZM31 214H30V212H29V215H31ZM45 214H46V215H45ZM91 214H92V216H91ZM220 214H222V212H221ZM2 215H1V216H2ZM41 215H42V216H41ZM43 215H44V216H43ZM47 215H48V218L50 217V215L52 216V218H54V219H51V218L48 219V218H47V220H48V224H47L46 222H44V221H46V220H44V218H46ZM88 215H89V216H88ZM233 215H234V214H233ZM233 215H232V218H233V217H236V218H237L236 215H235V216H233ZM3 216H2V217H3ZM32 216H33V215H32ZM32 216H30V217H32ZM67 216H68V218H67ZM85 216H87V217H85ZM214 216H219V217L216 218V217H214ZM228 216H230V217L228 218ZM40 217H41V218H40ZM90 217H91V219H93V222H92V223H94V224H92V229H89V227L91 228V226H90V224H91V219H89L90 221L88 220V218H90ZM117 217H118V218H117ZM128 217H125V218H128ZM223 217H224V218H223ZM225 217L228 218V219H225ZM103 218H105V217H103ZM121 218H123V217L121 216ZM236 218H235V219H236ZM212 219H213V222H211V224H212V225H211V224H210V221H211ZM215 219H216V220H215ZM218 219L220 220V224H221L224 220H226V221L228 220V221L225 222V223L223 222L225 225L222 223V225H223V229H222V226H221V227L219 226V221H218ZM222 219H224V220L222 221ZM1 220H2V221H1ZM33 220H34V221H33ZM73 220L78 221V222H79V225H81V226H76V227L73 226V227H71L70 225H67V224H71V225H72L73 223H75V221H74L73 223H70V222H72ZM85 220H86V221H85ZM118 220H119V221H118ZM123 220H124V218H123ZM125 220H126V219H125ZM116 221H117V222H116ZM216 221H217V222H216ZM232 221H234V220H232ZM232 221H230L228 225H230V224H234V223H232ZM81 222H82V223H81ZM112 222H113V223H112ZM114 222H115V224H114ZM40 223H41V225L44 224V228H43V227H39V228H37L38 225H39ZM45 223H46L47 225H45ZM84 223H85V224H84ZM86 223H87V224H86ZM116 223H117V224H116ZM35 224H38V225L35 226ZM82 224L85 225V226L83 227L84 229H82ZM102 224H103V226H102ZM104 224H105V225H104ZM188 224H189V222L186 223V224L184 223L183 225H184V227H187V226H189ZM4 225H5L6 227H3ZM75 225H78V223H76ZM87 225H88V226H87ZM111 225H112V226H111ZM185 225H187V226H185ZM216 225H217V226H216ZM39 226H40V225H39ZM48 226H49V227H48ZM67 226H68V228H67ZM110 226H111V227H110ZM218 226H219V228H218ZM224 226L226 227L225 229H224ZM2 227H3V230L1 229ZM79 227H80V229H77V228H79ZM87 227H88V228H87ZM94 227L97 229L98 232H97L96 230H94V229H95ZM114 227H115V228H114ZM40 228H41V230H45V229H46V231H45V232H42L41 230H38V229H40ZM42 228H43V229H42ZM47 228H48V229H47ZM49 228H50V230H51L52 232L49 230ZM51 228H52V229H51ZM69 228H70V229H69ZM71 228L74 230V232H72L73 230H72ZM75 228H76V229H75ZM85 228H86V229H85ZM111 228H112V230H111ZM116 228H117V229H116ZM210 228H211V229H210ZM216 229H217V231L215 232ZM226 229H228V230H226ZM47 230H48V231H47ZM59 230H60V231H59ZM88 230H89V231H88ZM209 230H210V231H209ZM223 230H226V231L223 233ZM49 231H50V232H49ZM56 231H57V232H56ZM68 231H69L70 233H68ZM104 231H105L106 233H105V234H101V233L104 232ZM111 231H112V232H111ZM204 231H203V232H204ZM47 232L51 233V234H50L51 236H50ZM65 232H66V233H65ZM80 232L85 233V235H84V234L80 235ZM226 232H227V233H226ZM56 233H57L58 235H56ZM67 233H68V234H67ZM74 233H75V234H74ZM86 233H87L88 235H89V234H90V235L92 234V235H91V239H90V235L88 236L89 238H87V239H88V240L90 239L88 242H86V241H87V239H86V235H87V234H86ZM97 233H98V234H97ZM215 233H216V236H215ZM228 233L230 234V236H227ZM6 234H7V235H6ZM100 234H101V236L104 235V236H103L104 238L101 237V236H99ZM106 234H108V235H106ZM112 234H113V235H112ZM225 234H226L227 237H225ZM229 234H228V235H229ZM14 235H15V236H14ZM31 235H32V236H31ZM45 235H46L47 237H46ZM55 235H56L57 237H56ZM69 235H71L72 237H70ZM73 235H75V236H73ZM109 235H110V236H109ZM208 235H210V236L212 235V236L210 237V236H208ZM219 235H220V237H217V236H219ZM49 236H50V238H52L51 240H55V241L58 240L59 244H58V242H56V243L54 244V246H55L54 248H52V249L49 248V252H50V253H49V256H48V248H46L47 245L43 244L44 242H42V241H44V240H42L41 238L45 239V243H46V241H49V240H50ZM53 236H54V237H53ZM80 236H84L85 239L83 238V241H82V237L80 238ZM95 236H96V237H95ZM206 236H207V237H206ZM213 236H214V237H213ZM12 237H13V238H12ZM21 237H22V238H21ZM29 237H30V238H29ZM33 237H34V238H33ZM37 237H39V238H37ZM40 237H41V238H40ZM76 237H77V239H76ZM99 237L102 238V239L100 238V243H99ZM229 237H230V238H229ZM24 238H25V239H26V238H27V239L29 238L30 240H27V239L24 240ZM47 238H48V239H47ZM60 238H61V239H60ZM96 238H98V242H97V239H96ZM220 238L223 239L224 243L222 242V240H221V242H220V240H219ZM227 238H229L230 240L227 239ZM233 238H235V236H233ZM22 239H23V240H22ZM40 239L42 240V241H41L42 244H41V243H40V244L38 243V242H40ZM46 239H47V240H46ZM65 239H66V240H65ZM70 239H71L72 242L70 241ZM72 239H73L75 242H74ZM225 239H226V240H225ZM78 240H79V241H78ZM84 240H86V241H84ZM105 240H106V239H105ZM205 240H203V241H205ZM227 240H228V241H227ZM17 241H18V240H17ZM26 241H27V242H26ZM28 241H29V242H28ZM36 241H37L38 244L36 243ZM61 241H62V243H60ZM77 241L79 242L78 244H79L80 248H81V246H82V248H81L82 250H80L79 247L77 248V249H79V250H77V251H79V252H77V251L75 252V251H74V250H75V249H74V245H75V243L77 244ZM90 241H91V242H90ZM93 241H94V242H93ZM95 241H96V242H95ZM106 241H107V240H106ZM187 241H189V240H187ZM187 241H184V242H183V243H185L184 246L188 248V249H187V248L184 247L183 250H185V253H187V251H189V247L192 246V245L189 246L188 244H190V243L192 244V243L195 242V241H193V240H190V243H186ZM191 241H193V242H191ZM203 241H202L201 244L205 247L204 244L207 243V242L203 243ZM213 241H214V242H213ZM217 241H218V242H217ZM5 242L7 243V245L5 244ZM22 242H23V243H26V245H23ZM73 242H74V244H73ZM89 242H90V244H89ZM92 242H93V244H92ZM53 243H54V242H53ZM82 243H83V244H82ZM87 243H88V244H87ZM217 243H218V244H217ZM62 244H63V245H62ZM64 244H65L66 246H65ZM98 244H99V245H98ZM11 245L9 246V247H10V251H11V248H12ZM19 245L21 246V248L24 247V249H21V248L19 247ZM39 245H44V247H45L46 249L44 250L42 247H41V249H40L39 247L37 248V246H39ZM57 245H59V246L57 247ZM72 245H73V247H72ZM92 245H93V247H92ZM97 245H98V246H97ZM186 245H187V246H186ZM202 245H200L201 248L203 247ZM206 245H207V244H206ZM60 246H61V247H60ZM188 246H189V247H188ZM29 247H30V248H29ZM47 247H48V246H47ZM66 247H67V249H65ZM76 247H77V245H76ZM76 247H75V248H76ZM83 247H84V250H83ZM90 247H91V248H90ZM19 248H20V249H19ZM72 248H73L74 250H73ZM85 248H86V249H85ZM92 248H94V250H93ZM218 248H220V247H218ZM15 249H16V248H15ZM37 249H39V250L37 251ZM61 249H62V250H61ZM68 249H69L70 251H71V249L74 251V252L71 251L72 254H70V255H71L70 258H69V254H68V253H69V250H68ZM21 250H22V251H21ZM55 250H56V253L54 254ZM88 250H89V251H88ZM91 250H92L95 254H93V252H92ZM214 250H215V249H214ZM6 251H7V250H6ZM8 251H9V249H8ZM13 251H14V252H13ZM35 251H36V252H35ZM45 251H46V252H45ZM67 251H68V253H67ZM99 251H100V250H99ZM99 251H98V252H99ZM209 251H210V250H209ZM16 252L19 254V256H18V254H17ZM27 252H28V254H27ZM81 252H82V253H81ZM85 252H86V254H85ZM87 252H88V253H87ZM91 252H92V253H91ZM213 252H214V251H213ZM215 252H216V251H215ZM217 252H218V250H217ZM4 253H5V254H4ZM15 253H16V256H18L20 259L17 260V258L14 257V256H15ZM66 253H67V254H66ZM188 253H189V252H188ZM209 253H210V255L212 254V257H216V254L211 253V251H210ZM13 254H14V255H13ZM26 254H27V255H26ZM51 254H52V258L50 257ZM63 254H64V255H63ZM65 254H66V255H65ZM76 254H77V255H76ZM3 255H5V256H3ZM35 255H36V256H35ZM186 255H187V254H186ZM186 255L184 254L185 257H186ZM191 255H192V253H191ZM191 255H190V253H189V254L187 255L188 258H189V256H191ZM193 255H194V254H193ZM213 255H215V256H213ZM11 256H12V257H11ZM77 256H78V257H77ZM80 256H82V257H80ZM182 256H183V255H182ZM182 256H180V257H182ZM207 256H208V253H207ZM0 257H1V256H0ZM13 257H14L15 259H12ZM35 257H37L38 260H37ZM73 257H74V258H73ZM192 257H193V256H192ZM192 257H191V259H192L191 262H192V264H194L195 262L193 263L194 260H193ZM208 257H209V256H208ZM10 258H11V260H10ZM22 258H26V259H23V262H22ZM33 258H35V259L33 260ZM182 258H183V257H182ZM182 258H181V259H182ZM188 258H183V259H184L183 262H185V259L188 260ZM210 258H211V257H210ZM99 259H100V260H99ZM179 259H180V258H179ZM179 259H178L177 261H174L173 263H166V264H175V263H177V262L179 261ZM181 259H180V260H181ZM12 260H13V262H12ZM47 260H48V261H47ZM68 260H69V261H68ZM187 260H186L185 263H183L182 260H181V264H191L190 261H187ZM189 260H190V258H189ZM196 260H197V259H196ZM1 261H0V262H1ZM15 261H16V262H15ZM20 261H21V262H20ZM38 261H39V262H38ZM46 261H47V262H50V263H46ZM197 262H198V261H197ZM178 263H179V262H178ZM179 264H180V263H179ZM195 264H196V263H195ZM197 264H198V263H197Z\"/></svg>", "mask_w": 264, "mask_h": 264}]
</instances>
